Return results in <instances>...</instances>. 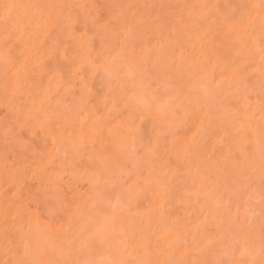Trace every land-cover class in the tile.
Listing matches in <instances>:
<instances>
[{
    "label": "rangeland",
    "instance_id": "1",
    "mask_svg": "<svg viewBox=\"0 0 264 264\" xmlns=\"http://www.w3.org/2000/svg\"><path fill=\"white\" fill-rule=\"evenodd\" d=\"M38 1H42V0H38ZM44 1H46V3L42 2V4H44V7H46V10L50 6L48 4L49 1H51V4H55L56 6L60 5V7H58V6L54 7L55 5H52L49 7V10H52L53 14H55L54 15L55 17H57V15H59L58 13H60V16H58L56 19L60 18L63 15L65 17V19H64V17H62V19L64 21H67L69 18L71 21H69L70 23H68V21H67V23L60 21L64 24L61 23V26L63 25L62 26L63 29L61 27L59 33H57L58 29H56L60 24L59 22L57 24L58 26L57 25L56 26L46 25V26H49V29H47V32H46L47 37L44 38L46 36V33H44L45 36L42 39V41L46 39L45 43L43 41V45H44L43 51H41L42 50V48H41L42 42L40 41L41 46L38 45V46L34 47L33 46L34 44L33 45L31 44V40L33 37H31V40H30V37L28 35L29 33H30V35L32 34V32L30 31L32 28H30V27L35 26L34 27L35 29L33 28V30L36 31V29H38L36 27L39 24H35L32 21H31L32 23L27 21L26 16L29 17V15H26L25 14L26 12L24 13L25 15L23 13L20 14L21 17H23L22 15H24V17L22 19L25 18L26 21H25V19L24 20L18 19V21H15V20L13 21L11 19L12 18L16 19V18H14L15 15H13V14H12L13 16L11 15L12 11L6 10L7 12H10V13H9V15L8 14L5 15L6 12H5V9L3 8V5L2 6L0 5V15L3 16V17H1V16L0 17L4 20V21L2 20V22H5V25L9 26L11 21L13 22V23L11 22V24H14V25L16 22L21 23L22 21L23 22L25 21L26 23H23V24H26V25H29V24L32 25L33 23L35 24L34 26L29 25V28L27 27L28 30L30 29L28 31V33H27V31L24 30L25 34L21 35L18 32H16L17 28H15V31H14V29H12V27H15V26H10L9 27L10 30L7 31V33H6V31L3 30V29H6V26L4 24L1 25V23H0V26H2V27L5 26V28L3 27L2 30L5 31V33L7 34V35L5 34L3 36V42H2V39L0 41L3 44V45L2 44H0V45H2V48L5 49V53H2V55L0 54L1 60L5 59L4 55H5V57H7L6 58L7 62L5 61V63H4V61H3V63H2V61H0V64L2 66H4V65L7 66V67H5V66L2 67L0 65V213L2 214V216H0V237H1V239H0V264H12V261H15V264H17L15 257L20 256V255H24L26 257L21 256V258H20L21 260L17 258L18 259L17 261H22L19 264L24 263L28 259L29 254H31L30 257L31 256L36 257L35 255H33V253L35 252L34 249L36 250V248H33V247H34L35 243L38 244V242H36V240L39 236H37L36 240H34L35 243L34 242L31 243L33 246L32 248L31 247L30 248L27 247L28 249L26 248L27 245L30 246L29 239L31 242L32 241L31 239L34 238V235H35V234L33 235L34 229L33 228H31V229L27 228L26 229V232L30 229L31 235H33V236H30L29 235L30 232H28V235H27L28 239H27V241H25L26 236L22 235L23 238L21 239L22 236L18 234L19 233L18 229H20V226H17L18 228L12 227L14 225V223H15V225L17 224L15 219L19 223L21 221V218L23 220L24 215L30 216V219H28L29 217H27V221H29V222L31 220H33L34 217H36L38 220L36 218H34V220L36 219V221H38V224L42 223L43 225H46L45 226L46 228L42 227L45 229V230L42 229L43 231H45L44 232L45 235H47L46 233L49 234L51 232V228L53 229L52 231H55V232L58 229H61V230L63 229L64 232H66L65 234L61 235L60 233L63 230L61 232H60V230L58 231V233L60 232L59 234L61 236L64 235L65 238H63V239L60 238L56 243L54 241L55 237L52 238V240L50 239V242L47 241L48 244L50 243V245H49L50 247L52 244L51 241H53V244H56L58 246V247L56 246V248L58 250V252L55 250L56 253H53V254L50 253L51 255L46 253L47 254L46 255V254H44L45 252H43V253L39 252V250L41 251V249L39 248V245H35V247L38 246V248H39V249H37L38 253L41 254V256L42 255L46 256L45 258L47 260H45V261H46V263L48 262L47 264H51V263L53 264L55 261H57V259H59V261L55 262V264H61V263L62 264H150L153 261L157 262V259L161 258L160 260H158L160 263V261L163 260L162 257L163 256L165 257V254H167L165 257V261L167 260V262H168L165 264H171L174 261H176V262H174L173 264H175V263L191 264V262H194V263L199 262V264L200 263L204 264V259L206 262L205 264H207V262H208V264L209 263L210 264H230L229 262L231 260H233L232 262H234L235 261L234 258H237L236 253L240 252V251H237L236 246L240 247L241 243L239 245V242L241 239H243V240L245 239L246 241L245 240L244 241L246 244L248 242L250 243V241H251V246L254 249L256 247L258 248V244H260L259 248L261 246L262 250H264V248H263V246H264V244H263L264 243V148L262 145V144H264V141H263L264 135L262 136V133H261V129L262 130L264 129V126H263V124H264V95H263L264 92H263L262 96L260 95V92L264 90V87H262L264 85V80L260 79V77L262 76L261 78H263V75H264L263 74L264 73V71H263L264 65L262 64L264 61L261 62L263 60L262 56H261L262 58L261 57L259 58L260 54L264 55V52H263L264 51V49H263L264 48V46H263V43H264V41H263L264 40V13L262 12L263 14L261 13L262 15H260V12H261L260 6L262 8H264V5L262 6V2L258 3V5L261 4L260 6H258L259 7V9H258L259 15L258 16H256V14H257L256 10L258 7H256V8L252 7L253 9H255L254 11L251 8V10H252L251 12H254L253 13L254 15L252 14V16L254 17V19L256 18V21H254V19L252 18L253 20L251 22H254V25H255L252 28V25H251V27L249 25V22H250L249 20H251V19H249V15H250L249 6H251V4H250L251 0H82V4L77 3L74 0L70 1L71 4L69 3L68 0H66L67 2H65V1L63 2V0H62V2L65 3V5L62 2H60L61 0L60 1L59 0H55V1L54 0H44ZM73 1L76 2V4L75 3L72 4ZM263 2H264V0H263ZM42 4H40V6H43ZM61 4L64 5V7H62ZM45 5H48V6H45ZM79 5H82V6L80 7ZM60 8H62L61 10L63 12L60 11ZM58 9H59V11H58ZM19 10H21V9H19ZM25 10L26 9H24V11ZM43 10H45V9H43ZM39 11H40V15H39ZM15 12L13 11V13H15ZM28 12H29V10H28ZM28 12H27V14H28ZM36 12H38L39 17H41L40 18L41 21L44 20L45 23L47 22L46 21L47 18H48V20L51 18L50 16H47L46 11L45 12L43 11V14L41 13L42 12L41 9L37 10ZM47 12H48V10H47ZM49 14H51V12ZM10 16H11V19H10ZM39 17H38V19H39ZM42 17H44V18L46 17L45 18L46 20L43 19ZM187 17L188 18L191 17L190 19L191 20L193 19V21H190V20L188 21ZM257 17L258 18L260 17V18L257 19ZM9 19H10V21H8ZM40 19H39V21H40ZM56 19H55V22H56ZM50 20H49V22H52ZM44 21H42V22L44 23ZM58 21H59V19H58ZM185 21L186 22L188 21L190 26H191V24L196 23L195 25L197 26V28H195V29L196 30L198 29V33L201 34V35H199L196 32L197 36H199L200 39H201V37L204 38L203 43H202V39H201V41H199L200 44L199 45L196 44V45H198L197 49L194 47L195 44H193L194 45L193 49H190V46L188 47L187 44L184 45L186 50L189 51V53H190L189 54L191 56L190 58H192V57L196 58L195 56H192V55H194L193 50L199 49L200 51H198V52L201 53V51H202L201 55H203V53H204L205 56L203 55V59H202V58H200L201 55L199 53H196L195 55H197V54L199 55L198 58L202 59L201 63L203 62V60L205 58V61L203 62L204 67L205 66L209 67L208 65H210L211 60H213L216 57V58L220 59V60H217L218 64L220 61V64H219L220 67L222 65H224V67H226L225 70H227V68L230 67L231 69H229V71L230 70L232 71L234 69V68L232 69V66H235V69L239 67L238 70L240 69L242 71V73H246L245 76L242 77V75H241V78H239L238 82H240V83L242 82L241 84L240 83L238 84V82L236 80H234L236 82L231 81L232 84L229 83V85H233V83H235L236 85H233L234 87L236 86L235 89L231 90V88H233L231 86V88H230L231 91L228 89H226V91H225L224 84L226 82H224L223 85L221 84L222 85L221 87L222 88L224 87L223 88L224 90H222V88L220 86L219 87L221 89L219 87H217V88H213V89L211 88L212 91H211V89L209 90V87L208 86L206 87L204 85L206 82L203 80V78L206 76V70L208 68H206V70L204 72L205 76L201 75L202 76L201 77L202 79H201L199 73H201L202 71L200 69L198 71V68L200 67L201 63L198 65L199 67L197 68L195 66V65H197L196 62H194L195 65L194 64L193 65L197 68V71L199 73L196 71V69L192 65V63H189V65H191V66H189V65L188 66L189 67L193 66L195 70L193 68H191V70L193 69L195 71V73H197V75L191 74L190 72H192V71L189 69V71H190L189 72L188 67H187V70L186 69L184 70V72L188 71L186 73V76L189 73L188 76L190 78H187V79H190V80L194 79V82L195 81L197 82L196 87H198L201 90L203 88L201 86L199 87L198 83L200 80L204 81V83L202 82V84H203V86H205L204 88H206V89H204V90H206V91L205 92H204V90L202 91L203 92V94L201 95L202 97L200 95L198 96V94H200V93L196 94L197 88L194 87V83H192L193 87L191 88L190 83L193 80H191V81L189 80L190 83L186 84V87H184L186 90L183 89V85L180 86V84L178 82L180 77H178V78L176 77L177 75L179 76V70L178 71L176 70L177 69L176 68L177 67V65H176L177 61H176V58L174 57L175 53L173 55V52H172L173 50H171V51H168V50H169V48L170 49L175 48L174 46L171 47L172 44L170 43L171 41L173 43H174V41H177L174 39L176 37V36H174L175 32H177V33H175V35L182 34L183 35L182 39H184V38L187 39L186 38L187 36L184 37L183 33L186 31H189L188 32V34H189L190 29L193 26L191 28L186 27V28H184L183 32H179V33H178V30L176 29L179 26L178 23L183 25V27L187 26V24H185L186 23ZM49 22H47L46 24H53V23H49ZM191 22H193V23H191ZM130 23L132 26L136 27V30H134L135 28L132 29V27L130 26ZM87 24H89V25H87ZM184 24H185V26H184ZM250 24H252V23H250ZM41 25H39V26H41ZM243 25L245 26L244 31L242 29ZM46 26H45V28H47ZM161 26H164V27H161ZM130 27L132 30L129 29ZM183 27L181 26V28H178L179 31H181L183 29ZM174 28H175V30H172ZM11 29L13 30V33L12 32L11 33L14 34L16 32V35H12V34L9 35L8 34L11 31ZM95 29H97V30L101 29L99 31L100 32L102 31V35L104 34L103 35L104 40L106 38H107L106 40H109V39H110V41L112 40L111 43H109V45L113 44V46H115L118 51L120 49V51H122V53H120V52L119 53L122 56L126 55L125 54L126 52H127V54H129V52L131 51L130 46L134 47L136 45H139V46H136V50L134 48H132L133 53L135 51V53L139 52V54L143 48V51L141 52L142 55L141 54H140L141 56L139 55L140 58H138V59L136 58L138 54L134 55V58H136V62L141 60V58H143V57H145V58L147 57V59H145V58L142 59L143 62H142V60L139 61V63L141 62L144 65H142V66L139 65L138 66L139 68L137 67L138 74L141 78L140 80L138 79V76H137L138 74L136 71H135L136 75L133 73V74H130V77L126 74L129 78L124 76L125 74H123V73L125 72V70L123 69L124 65L122 66V64H121V66L123 68H120L119 66L116 65L117 68H120L122 70L120 73V69L116 70V68H115V73H116V75H115V73L112 71L114 64H113V61L110 60L111 59L110 55H112V53H113V52H110V50L113 51L115 47L113 48V50L110 49L108 51V49H107L108 46H106L108 44L105 45V43H104L105 41L102 42V39H99V41H98V38H100L99 36H102V35H100L101 33L99 34V32H98V34L96 33L97 35H99L97 37V35L94 32V31H97ZM125 29H127L128 32L130 30V34L126 35L128 38L124 37L125 33H127V31H125V33L123 32ZM195 29H193L194 33H195ZM2 30L0 32H2ZM167 30H168V32H167ZM252 30L254 32H259V34H261V36H259L258 33H253ZM134 31L137 33H136V37H134L135 39H132L133 36L131 37V35L135 33ZM249 31L254 35L257 34L256 35L257 37L259 36V38H257L259 40L258 43H257V39H255L256 36L253 37L254 42H252V43H251V40H249V39H251L250 38L251 36H248L249 39H246V38H248L247 35L250 34ZM37 32H38V30H37ZM92 32H94V33H92ZM164 32L168 36L167 35L163 36ZM194 33L190 34V35L193 37ZM17 34H18V36H17ZM56 34H57V36H60V37L57 38ZM122 34H124V36ZM160 35H162V36H160ZM0 36H2V34ZM19 36H22V37H19ZM129 36H130V38H129ZM134 36H135V34H134ZM165 37H166V40L170 39L169 41L167 40L166 43L169 42L171 44V45L166 44V47H164ZM243 37H246V38H243ZM53 38H55V39H53ZM77 38L78 39L80 38V40H78L77 42H80L82 40V42H83L81 44L82 46L86 45L85 46L86 50H88V49L91 50V52L85 51L84 47H83L84 49L82 50V47L80 46L81 47L80 51L88 52V53H94L92 55L96 56V58L100 57V55L105 56L107 54L105 56L106 58H107V56L109 58L107 61L112 62L111 67H109L111 62H109V65L107 66V68L108 67L111 68L110 69L111 72L110 71L107 72L106 69L104 70V68H106V67H104L105 65H103V64H106V62H105V60H104L105 63L101 62V61H103L102 59H101V61L98 60L99 63L102 64V66H103L102 71H101V68H102L101 65H100L101 67H99V69L97 68L98 65H96L97 67L96 66L92 67V64L90 66V63L97 62V60L95 58H93L94 56L92 57L91 54H90L91 58L89 57V54L87 55L90 58V63H88L89 65H87V63H80L83 61L82 60L83 56H86V54L81 52L82 55L78 58L79 60H81L80 62L77 60L76 57H74L76 53L79 54L78 52H80V51H72L73 44H75V39H77ZM136 38H137L138 42H136ZM161 39L164 40V41H162L163 44H161L164 48L162 47V49H159L160 51L159 50L157 51L158 45L160 43H162ZM192 40L193 39L190 40V43L192 42ZM33 41H34V39H33ZM125 41H127V42H125ZM128 41L136 43V45L135 44L133 45V43L131 44V42H130V44H128L129 43ZM179 41H181V40H179ZM188 41H189V37H188ZM121 42H123V43L125 42L124 45ZM80 43H77V44H80ZM97 43H99V44H97ZM103 43H104V45L102 46V48L104 46L107 47V48H104V50H102V51H104V54H102L103 52H101V47L99 48V46ZM183 43H185V40ZM183 43H179V44L183 45ZM125 44H127L129 50ZM145 44H146V46H145ZM179 44L174 43V45L180 46ZM256 44L259 46H256ZM161 45H159V46H161ZM200 45H201V47H200ZM32 46L35 48L34 50H32V48H33ZM121 46L122 47L125 46L126 49H124V48L122 49ZM38 47H40L41 50H39ZM74 47H75V45H74ZM87 47H89V48L87 49ZM110 47H112V45ZM137 47H138V49H137ZM155 47H156V50H154ZM36 48H38V50ZM166 48H167V52H169V53H167L165 51ZM260 48L263 49V51H261ZM3 49H2V51L0 50V53L4 52ZM77 49H78V46H77ZM97 49H98V51H97ZM150 49H151V52L149 51ZM163 49H165V50H163ZM181 49L182 48H180V50ZM73 50H75V48ZM124 50H125V52H123ZM144 50L146 51V53H147V51L149 52V53H147V55H149V54L150 55L145 56L146 54H145ZM180 50L178 49L179 52H180ZM182 50H183L181 52L182 54L188 55L187 54L188 52L185 51L184 48ZM118 51L114 50V52H118ZM162 51H165L166 53L162 52ZM178 51H177V49H176V51L174 50V52H178ZM190 51H193V52H190ZM73 52H76V53L73 54ZM108 52H110V55ZM153 52L154 53L156 52L155 55H157V54L161 55L162 53L167 54V55L168 54L173 55L174 58L173 57L172 58L174 60H172V61L176 62V63H174L176 66L173 63H171L170 66L167 65L169 67V69H167L166 66H163V68L165 67V69L162 70V68L160 67V64H162V62L165 65H166V63L168 64V62L170 61L171 58L169 59V57L167 55L166 56L161 55V56H156V57H159L157 60L156 58H153V56H154ZM159 52H161V54H159ZM99 53H100V55H99ZM83 54H85V55H83ZM185 55H183V56L185 57ZM102 57H100V58H102ZM166 57L168 58V60ZM75 58H76V60H75ZM164 58L168 62L165 63ZM190 58H188V56H187L186 59H190ZM8 59L11 61H9ZM28 60L31 63L33 62L34 64L39 61L38 63L40 64V62H41V64H40V66H39V64L33 65V63L27 64V65H29V67H27L26 61H28ZM33 60H36V62ZM70 60H71V62H70ZM86 60H88V59L86 58ZM91 60L92 61L94 60V62H92ZM154 60L157 62H159V60H160V63H158L159 65L157 64V62H155L156 63L155 64ZM161 60H162V62H161ZM193 60H195V59H193ZM144 61H145V63H144ZM172 61H170V62H172ZM257 61L259 63L258 64L259 67L261 66V68H262V70L260 68L261 73H259L260 71H257V70L255 71L256 67L254 68V71L252 70L253 69L252 66L254 65L255 62L257 63ZM22 62H25V63H23V65H22ZM115 62H117L118 65L120 64V63H118L117 60H115ZM133 62H134V64H137L135 62V60H133ZM213 62H214V60H213ZM17 63H19V65L21 64L22 66H24V67L21 66L23 69L21 67L20 68L17 67L18 70H20V69L22 70V71L20 70V74H18L19 71L16 70V66L18 65ZM99 63H96V64H99ZM197 63H199V62H197ZM203 63L201 65H203ZM55 64H56V67H55ZM145 64H147V66ZM211 64H212V62H211ZM213 64L215 65L216 63H213ZM172 65H174V66H172ZM185 65H187V64H185ZM219 65L215 66V67H219ZM144 66H146V67H144ZM255 66H256V64H255ZM170 67H172L174 70L177 71V74L175 72V76H173L174 75L173 73H172L173 75L171 76L170 73L172 70H170L171 69ZM259 67H257V69ZM135 68H136V65H135ZM145 68L148 70L147 73H149V74L146 73ZM184 68H186V67L184 66L182 69H184ZM221 68L217 69V71H214V72H217L219 74L220 71L224 69V68H222V69ZM143 69H145V70H143ZM159 69H161V71H159ZM212 69L213 68H211L207 71L211 70L213 72ZM103 70H104V72H103ZM140 70H143V71H140ZM153 70H154V74L152 73ZM203 70H204V68H203ZM214 70H216V68ZM225 70H223V71L227 72L226 75H228V71H225ZM14 71H18L17 74H15V76L18 75L17 76L18 81L16 80L17 79L16 78L14 81L15 84L13 83V85H12V83H10V82L12 80L11 77L13 76L12 74ZM122 71H124V72H122ZM149 71H152V72H149ZM155 71L160 72L161 75L158 72L155 74ZM164 71H165V74H163ZM184 72L180 71V75H181V73H184ZM250 72H252V73H250ZM112 73L114 76L113 75L111 76ZM258 73L260 76L259 78H258ZM119 74H120V76H119ZM141 74L143 75V77H141L142 76ZM209 74L210 73L207 72V75H209ZM221 74H224V73L222 72ZM134 75L137 76L136 78H137V81L139 80L138 82L137 81L135 82V80H132V77ZM145 75H148V76H145ZM226 75H223V77H225ZM21 76H22V78H21ZM151 76H152V78L154 77V79H151ZM186 76H183V78H185ZM192 76L193 77L196 76L197 78L196 77L191 78ZM220 76L221 75L219 74L218 78H222V76L221 77ZM26 77H28V78L25 79ZM111 77H113V78H111ZM116 77H117V79H119L121 77L119 79V80H121V82H119V80L117 82ZM123 77L125 80L123 79ZM170 77H171V79L169 80ZM181 77H182V75H181ZM245 77H247V78H245ZM101 78H102V80H101ZM173 78H175V80L177 79V81L174 80L175 81L174 83L172 81ZM242 78H244V81ZM19 79L21 80V82H19ZM113 79H115V80H113ZM110 80H112L113 83ZM26 81H27V83H26V86L24 87L23 84ZM33 81H35V82L33 83ZM129 81H130V84H129ZM182 81L183 80H181V82H180L181 84H182ZM185 81H186V79H185ZM206 81H207V79H206ZM109 82H110V84H109ZM123 82H124V84H123ZM139 82H141L142 84ZM176 82H177V84H176ZM196 82H195V84H196ZM39 83H40V85H39ZM10 84L13 87H11ZM31 84H32L31 90L29 91ZM172 85H174V87H172ZM229 87L230 86H228V85L226 86V88H229ZM32 88H34L36 91H32ZM129 88H130V90H129ZM177 88H179V89L182 88V90L180 89L179 90L180 92H179V91H177ZM187 88H189V90ZM199 89H198V91H199ZM218 89H220L221 92H220V90L218 92L217 91ZM119 90H121V93ZM201 90L199 92H201ZM207 90H208V92H207ZM227 90H228V92L229 91L230 92L227 93ZM122 91H124V92L122 93ZM173 91H176V92H174V94H173ZM181 91H182V94L184 93L183 95L180 94ZM210 91H211V94H210ZM223 91H225L227 93V95L224 92V94L222 96L221 93H223ZM108 92H109V94H108ZM193 92H195V93H193ZM43 93L44 94L46 93V94L44 95ZM205 93H208V94H205ZM217 93H218V96H217ZM123 94H125V95H123ZM175 94L178 97H176ZM212 94L215 96H213ZM43 95L45 97H43ZM112 95H114V97H116V98H114ZM180 95H182V97ZM203 95L204 96L206 95L207 101L206 100L205 101L200 100V99L203 100V98L205 99V97H203ZM208 95H211V96L209 97ZM40 96L43 98H41ZM129 96H131L132 98H129ZM173 96H175L177 99L174 98ZM35 97H37L36 98L37 104H36V102L34 103ZM179 97L181 100H178ZM207 97H209V98H207ZM111 98H112V100H111ZM40 99H43V100H40ZM38 100H39V102L42 101L43 103H44V101H46L47 103L49 102V104L51 106L48 105L47 103L46 104L44 103L45 104L44 105L40 102V104L44 105V106H42L41 108L39 106L38 107L39 110L37 109V113H36L35 110L37 107L35 108L34 105L35 106L38 105V103H39ZM125 100L128 103L130 102L129 105H131L134 102L132 104V106L134 108L132 106H131L132 108H129L130 106L128 105V103ZM174 100H175V103L171 102ZM139 101H141V102L139 103ZM120 102H122L123 104ZM203 102H204V104H203ZM169 103H170V105H169ZM201 103H202V106L200 107L201 109H203L204 105H208L210 107V108L209 107L204 108L205 110H207L206 115H205V110L203 109L202 110L203 112H201V109L198 107L201 105ZM205 103H207V104H205ZM141 104H142V106H139ZM192 104L195 106V108ZM55 105L58 106V108H61V110H62V111H60L57 108V110H59L60 117L62 115L61 112H63V115L67 114L66 115L67 117L63 116L64 118L62 117V119H61V121L63 120V123L65 122V124L63 126H61L60 123L58 124L60 117H59V119L53 118V116H55L54 113L55 114L58 113V111L54 112V110H56ZM146 105H147V107H143ZM148 105H150L151 107L149 108ZM190 105L193 106V108L192 107L190 108ZM127 106H129V107L127 108ZM137 106H139V108H137ZM183 106H184V108L186 106H188L185 108L186 111H187V109H189L188 112L191 111L190 113L187 112L188 115L186 113H184L183 110H185V109L183 108ZM50 107L55 108V109L52 108L53 112H54L52 114L50 112V109H51ZM141 107H142V109H141ZM166 107H168V108H166ZM240 107H242L241 108L242 110L245 109L246 112L248 111L247 113L250 114V112H251L252 115H254V117H253L254 120L250 119L248 121V119L245 118L246 120H244L243 117L240 116L239 113H237L238 116L242 117V119H243V120H241V118L238 117V119H240V121H241V126H242L243 121H246L247 125H248V123L253 125L255 119H257L258 121L260 120L259 122L256 121V124H255L258 127L256 126V128H255L253 126L255 129H253V127L251 128L250 125H248V126H250V128L246 127L245 123H243V128L244 129L249 128L250 132H251V129L253 131L257 129L256 132L259 131V133H261V135H259V133L256 134V132L254 131L255 132L254 133L255 134L254 139H252L250 137H246V138L244 137L243 138V132H241V134H239L240 133L239 131H241V129H240L241 127H239L236 130L239 133H237L236 131H232V134H231L230 130H226L227 125H228L227 128L231 129V126H229L230 124L233 126L232 128H236L234 126L235 125L234 123H236V122L233 123V121H235V116L237 117V115H234V114L236 112H239L237 109H240ZM74 108H75V110H73ZM196 108L199 111L196 110ZM150 109H152V111ZM165 109H166V112H165ZM181 109H183V110H181ZM194 109H195V111H194ZM170 110H173L174 111L173 114L174 115L176 114V116L178 117V118H176L175 116H173V114H171V116L173 118H176L177 121H179V122L182 121L181 123L178 122V124H179L178 127H175V125H177V124L174 123L175 125L173 127H170L171 131L167 130V128L169 125H171V124L173 125V122L175 121V119L173 121V118L170 116V112H168ZM242 110H240V111H242ZM179 112L182 114L180 115ZM194 112L195 113L201 112L204 115L203 118L201 117V114L199 116V117H201L200 118L201 123H202V120L206 121V119H204V118L208 116L207 121L209 120L210 123H207V121H206L205 122L206 125H205V123L204 124L202 123V126L207 127V125H208L209 126L208 129L210 127H211V129H209V130L204 129L205 128L204 127L200 132H197L200 129L196 131V129L194 128V125L197 121V118H198L197 115L198 114L197 113L195 114ZM42 113H44V114H42ZM49 113L52 117L51 120L49 119V118H51L49 116ZM59 113L55 117H58ZM166 113H167V116L169 115V117H171L170 119H168L169 117L166 116ZM191 113H192V116L190 115ZM215 113H216V115H215ZM18 114H20L21 116L19 115L20 116L19 117ZM185 114H186V116L184 118V116H182V115H185ZM212 114H214V115H212ZM41 115H42V118H44L43 115L49 117L48 119H49L50 125L47 128L49 131L46 129L41 130V128H42L41 125L45 124L44 122H48V120L47 121L44 120V122H43ZM71 115H72V117H71ZM22 116H24V117H22ZM36 116H38V117H36ZM179 116L183 117L184 119L180 118ZM211 116L215 117V118L213 119ZM21 117L22 118H28V119H26L27 123L30 124V125L28 124L29 126L27 125L28 127L27 126L25 127V125H24L25 120L24 119H20V121H19V122H21V120H23L22 121L23 124L21 123L20 125H17L19 123L18 120ZM47 117H45V118L47 119ZM193 117H195V118H193ZM166 118L168 121L166 120ZM220 118H221V120H219ZM185 119H187V120L184 123ZM238 119L236 118V121ZM38 120H40V121L42 120V124L37 125V123L39 122ZM169 120H171V121H169ZM215 120H217V121H215ZM218 120L222 121L223 123L219 122ZM214 121L216 123L219 122V123H217L218 125ZM250 121H252L253 123H251ZM238 122H239V120H238ZM182 123L185 124L184 125L185 128L182 127L183 126ZM198 123H199V119H198ZM220 123L223 124V127L220 126L221 125ZM238 125H240V124H237V126ZM244 125H245V127H244ZM39 126L41 128H39ZM46 126H48V125H46ZM90 126L91 127L94 126L95 129H93V128L90 129L89 128ZM202 126H201V128H202ZM96 127L98 129H96ZM78 128L83 129V131L79 130L82 133L83 132H87L89 134L92 133L93 138H94V136L96 137V138H94L95 140L89 139V138H92L91 137L92 134L90 136H89V134H87V136H88L87 138L89 140H92V144H91L92 148L87 147L88 146L87 141H86L87 146H86V144H85V146L87 148H91V150L90 149H86L87 151L84 150V144H82L83 145L82 146L79 143L80 139H78V141H77L76 139L72 138V137H75L76 135L75 136H69L70 138L69 137L67 138L68 135H72V133L74 134V131L77 130ZM193 129H195V130H193ZM207 130H208V133L206 132V134H204V132ZM224 130H226L228 132L230 131V133L223 132ZM231 130H233V129H231ZM41 131L42 132L47 131L48 135L49 134L52 135L53 134L52 131H56V133L58 132L57 133L58 136H57V134H53V135L55 137L57 136L58 138H60L59 134L62 133V136H61L62 138H60V139H62L61 141L65 142L64 140L66 138L67 139L72 138V140H74L73 141L74 143H76V141H77V143H78V144L76 143L77 146L81 145L83 147V149H82V147H79L83 151H81V154H80V151L76 154L75 149H77L78 147H76L75 144H72L75 146V149H74V147L71 148V146H70V148L72 150L74 149L72 152L75 151L74 153L76 155L73 153L75 156L72 155L73 157L70 158L69 155H71V151H70L71 149L69 150L68 149L69 146H67L68 148L65 146L66 142H68V141H69V143H67V145L68 144L71 145L70 140L63 143V144H65L64 146L66 148L61 143V145L64 148V149L61 148L62 149L61 150L60 146H58V143L60 145L61 141L59 142V140L57 141V139H55V141L58 142L57 143V146H58L57 149L58 150H60L61 152L63 150L65 151V149L69 150L67 152L65 151L66 156H64V154H63L64 152L62 153V155H63L62 159L63 160L65 159L64 160L65 162L66 161L68 162L70 159H73L74 157H75V159L70 160L69 161L70 163L68 162V163L64 164L65 162L62 161L61 156H60L61 152H57L56 150H53V151L54 152L56 151V154L58 153V156L60 157L61 160L58 161L59 157H57L56 154H55V157L53 156V159L48 158L50 154H53V151H50L52 149V144H51V141L49 139L51 136L48 137V136H46L47 134H45V136L44 135L41 136V134H40ZM79 131H77V133L75 132V134H78ZM88 131H90L91 133ZM133 131H134V133L136 132L137 135H135L134 133H131ZM194 131L198 135L200 134L199 138L197 137L198 135ZM44 132H43V134H44ZM48 132H50V133H48ZM128 132H130V133L128 134ZM201 133H202V135H201ZM226 134H227V136H226ZM190 135L191 136L195 135L196 137L192 136L193 139L191 140V137L189 139ZM236 135H238V136H236ZM244 135H246V134H244ZM80 136L86 137V135H80ZM233 136H234L233 140L239 139L240 142H243V139H245L244 140L245 142H247L249 138H250L249 141L257 139L260 142L256 140L257 143L254 142L255 145L256 144L258 146L260 144L261 145L259 147L257 145H256L257 147L254 145V149L256 147V152L254 151V149H253V151H251L252 147H253V142L251 144L252 145L251 148L249 147L250 145H248V143H247L249 149L247 148L246 144L243 146L241 145V143L239 144L237 142L238 140H236V145H234L235 141L232 140ZM239 136H240V138H239ZM259 136H260V138H259ZM44 137H45V140H44L45 142L43 141ZM84 137H81L82 138L81 143H83V141L87 140V139L84 140L83 139ZM241 137H242V139H241ZM119 138H120V140L122 139V141H124V143L126 145V146H124V148L127 151H124V148H123V151L126 152V154H124V152L122 153V149L121 150L119 149L120 153H119L118 149H117V152L112 151V148H113L112 145L113 144L111 145V143L114 142V139L119 140ZM194 138H196V140H194ZM197 138H198V141H197ZM126 139H128L129 141H131L130 139H133L132 145H134L133 146L134 149L132 148L131 144L127 143L129 141H127ZM138 139H140V141ZM143 139H144V141H143ZM246 139H247V141H246ZM111 140H113V142ZM189 140L191 142L195 141L197 144L193 142L194 146H191L192 144L191 145L189 144ZM41 141H42V143H41ZM261 141H263V142H261ZM121 142H120V144H121ZM187 142H188V144H186V145H190V146H188L189 154H190V151L192 152V149H195L193 151V153L195 152L196 154L195 153L194 154L196 156L193 155V153H191V155L195 156V157H191V155L188 156V153L186 156V154H185V152L187 151V148H186V151L182 152L183 155L181 154L182 155V157H181L182 161H181L180 157H179L180 159H178V161H180V163H182V164H179V163L176 164L178 161L176 159H175V161H173L174 159L172 157L177 158L179 156L178 155L179 149L181 147H183V149H184V147H185L184 144ZM250 142H249V144H250ZM115 143L118 144L116 141H115ZM237 144L239 146H237ZM55 145H56V143L54 144V146ZM121 145H123V144H121ZM240 145L243 148L245 147L243 149L244 151L241 150L242 147H240ZM115 146H117V145H115ZM115 146H114V148H115ZM127 146H129V149L131 151L135 150L134 152H131L133 155L130 152H129L130 154L128 153V147ZM98 147L102 148L101 151L103 153V158H101V160H100V156H98V158L96 159L95 157L97 155L92 154V151H94V153H97L96 151H100V148H99V150L98 149L96 150V148H98ZM79 148H78V150H79ZM176 149H178V152L175 151ZM183 149H181V151ZM189 149H190V151H189ZM261 150L263 152H261ZM90 151H91V153H90ZM174 151L177 152V153H175L176 154L175 156H177V157L171 156V154ZM181 151H180V153H181ZM113 152L119 153L120 157H121V154H123L122 158H124V159H126L128 157V156H125L128 153L129 157L126 160L123 159V161L121 163L118 161V157L114 156ZM169 152H172V153L170 154ZM89 154L92 155L91 158H90ZM246 154L248 157H246ZM77 155H78V157H77ZM94 155H95V157L93 158ZM98 155H100L99 152H98ZM173 155H174V153H173ZM184 155L186 157H184ZM256 155H258V156H256ZM64 157H66L67 159ZM167 157H168V160H167ZM55 158H56V160H55ZM115 158H117V160ZM122 158H121V160H122ZM185 158H186V160H184ZM188 158H190L191 160L190 159L188 160ZM102 159L104 160V166H105V164L107 165V163H105V161L109 162L107 165L108 170H106V171H104V170L107 168L101 166V165H103V164H101V163H103ZM56 161L62 163L63 165L62 164L60 165V163H57ZM71 161H72V163H71ZM96 164H97V166H96ZM163 164H165L167 166L169 165V169L167 166H165L167 168H165L163 166V168L161 170H158L159 168L162 167ZM226 164L228 166H226ZM99 165L102 168L100 170V172H98L99 168H100ZM115 165H117V166H115ZM254 165H256V167ZM135 166H137V167H135ZM183 166H184V168H183ZM109 167H112V168H110V170H109ZM117 167H118V169H117ZM122 167H123V169H122ZM124 167H125V169H124ZM213 167H215L214 170H212ZM227 167H229V168H227ZM119 168L122 170H120ZM171 168H173V169H171ZM218 168H220V171H218L219 170ZM236 168L238 169V173L236 171L237 170ZM167 169L172 171V172L173 171L175 172V174L173 172V177L175 175L176 177H174V178L176 180L172 179L173 177L171 176L172 175L171 173H168V175H167ZM215 169H216V172H215ZM156 170H157V174H158V171L160 172L159 174H162V170H164V172L166 171L165 172L166 174L163 175L164 174L163 173L162 174L163 178H161V175L157 176L155 174ZM89 171H90V173H89ZM93 171H94V174H92ZM108 171H109V173H108ZM122 171H125V172L129 171V172L127 174L124 172L125 173L124 174ZM187 171H188V173H187ZM96 172L100 176V177L97 176L98 179L96 178L98 180V182L100 180V183H99L100 185H98V184L96 185L93 183L95 185V186H93V184L92 185L90 184V181L95 182L93 180H95L94 178H95V175L97 174ZM116 172H118V173H116ZM146 172H147V174H146ZM86 173H88V174H86ZM121 173H122V175H121ZM190 173H192L191 174L192 176L190 175ZM196 173H197V175H196ZM136 174H137V176H136ZM153 174H154V176H157L156 178H154V182L160 176L159 177L160 179H158V180H160V182H161V180H164L162 182H165V181L168 182V184H167L168 187H166V188L162 187V185L166 186L165 185L166 183L163 184L162 182L160 183L159 181L154 183L152 181V178H153L152 175ZM230 174L231 175L233 174L232 177L230 176ZM92 175L94 178L92 177ZM146 175H147V177L150 176L152 178L149 177L146 179V177H145L144 179H142V177H144ZM189 175L191 177L197 176V179L195 178V180H194L193 179L194 177L191 179H188V180H190L188 183L192 182V188H190V185L188 184V187H186L184 189L181 187V185L185 186V184L187 183L185 180ZM203 175H204L203 178H206L207 180L203 179L202 184H201L199 180H201ZM214 175H215V177H214ZM218 175L220 178L217 177ZM236 175H237V177H236ZM184 176H186V177H184ZM207 176H208V178H207ZM91 177L93 178V180L91 179ZM168 177L174 181V182H171V179H170L171 185H173L174 189L177 187L176 192L177 193H178V191L180 192V197L182 196V199L175 200V198H179V197H177L178 194L175 191H173L174 189L171 188L172 186L169 185L170 182L168 181L169 180ZM183 177L185 178L184 181H183ZM198 177H199V179H198ZM232 178H233V180H232ZM88 179H89V181H88ZM148 179H150V181H152V183H153L152 186L154 185V189H153V187H151V185L147 186V185H149V182H147V185L144 182L145 185L147 186V190H148L147 191L146 187H145V189H143L144 187H143L142 183H143V181H146ZM181 179H182V182L179 183ZM212 180H213L214 185L217 183V180H219L217 184H220V181H222V183L220 184L221 187L219 185H216L217 189L215 188V186H214V188H212V190H214V191H212L213 196H217L219 199H222V201H225V202L227 200L231 204V205L229 204V206L225 207V205L227 203L226 202L224 204L223 208L221 209L222 214L224 213L223 216H226L228 214V216H226L227 218H225V217L221 218L222 217L221 213L217 214L218 215L217 217L221 218L220 220H223L222 224H221V221L220 222L217 221L218 219L215 220L213 218V216L211 215L212 216L211 218H213L215 220V222H213V223H216V221H217V223L219 222L218 225L212 224V220L210 219V216H209L212 213L210 207H208L209 204L208 205L206 203L201 204V201L199 199V198H201V196H199V195L203 194V189H204V191L207 190V188L209 187V184H210V187H213V186H211L213 184V183H211ZM231 180L233 181V183L231 182ZM204 181L209 182V183L205 182L207 184L206 186H208V187L205 186V183H203ZM102 182L105 186H103ZM183 182H186V183L183 184ZM96 183H97V181H96ZM193 183H195L196 185L200 184L202 186H205V188L204 187L201 188V186L199 188V186H195V184L193 185ZM228 183H229V187H228ZM101 184H102V187H99V186H101ZM123 184H125L123 186V188L127 187V185L129 186L128 188H131V190H129L128 188L126 189L129 191H132V187L130 184H132V185L134 184L133 186H135L138 189V191L140 188H142L143 190H146V191H144V192H146V194L144 193V197H143V192L141 193L142 195H140L138 191H135L136 190L135 188L133 190V193L137 192V195L135 194L134 197L137 198V200H138L137 205H139V206H137V207L141 208L142 211L149 212L151 210V212H153L152 210H154V212H155V210H156L155 213L153 212V214H150L149 218L151 220L150 219L148 220L147 218L144 217L146 220H148L147 224H146V221L144 222L141 219L140 220L141 223L144 222L145 224L140 223V225H137L138 224L137 221H139L140 218L137 215H136L137 217H135V218H133L132 216H129L130 215L129 213H131L130 209L132 208V206H133L132 211L136 208V206H134V203H136L135 198H134L135 200L133 198H130V203L132 200H134V203L133 202L131 204L128 203V204H130L128 206L130 209L128 208L126 213L124 210H122V207L124 209L126 207V206H124L125 205L124 203L123 204L119 203V201L122 200L121 199L122 194L120 192L124 191V189H122V187H121V189H119V187ZM159 184H161V189L163 188L162 190L157 189V188H160ZM179 184H181V185L179 186ZM141 185H142V187H141ZM155 185H157V187H155ZM169 187L173 192H175L176 197H175V195H172L171 190H170L171 191V195H170ZM179 187H180V189H179ZM195 187L199 188V189L195 191ZM210 187L208 188L209 192H211ZM251 188L252 189L255 188L254 190H256L257 192L254 191L253 195L249 194L250 196H248L247 192L249 189L251 190ZM182 189H184V191ZM117 190L119 191V193L117 192ZM188 190H190V191H188ZM191 190H193V191H191ZM200 190H201L202 194L199 192ZM220 190L221 191L225 190L221 194L222 195L224 194L226 196V198L224 195H223L224 197H222V195L219 194V192H221ZM97 191L100 193V195L98 194V196H97V193H98ZM125 191L123 192L124 194L127 193V192L125 193ZM245 191H247V192L245 193ZM95 192H97V193H95ZM216 192H218V193H216ZM116 193L121 195V196L120 197L118 195L115 196ZM133 193L130 192V194H133ZM194 193L197 194L198 200H197V198L194 197V200L196 199L195 203L193 201H191V202H193V203H191L190 199L193 200V196H196V194H194ZM228 193H229V195H228ZM249 193H251V192H249ZM127 194H126L127 197L124 195L126 198L123 197L125 200H128V198L130 196L132 197V195H127ZM159 194H162V196H160ZM207 195H208V192L205 194V196H207ZM219 195H220V197H219ZM238 195H240V196H238ZM243 195H245V197H247L248 199L250 198V200H253V202H248L247 205L245 204V206L251 205L250 206L251 208H249V207L248 208L250 211H252V213H250V211H246V210H248L247 208L244 209L245 210L244 213L247 214V216L243 215L238 210V208H239L238 206H240V205L242 207L244 206V203H245L244 199H246V198H242L243 199L242 200L241 197ZM138 196H140L142 198H140V197L138 198ZM164 196H167L168 199L167 198L165 199ZM205 196H202V198H201L202 202H205L204 201ZM251 196H253L252 199H251ZM155 197L156 198L159 197L160 199L157 198V200H160L161 202L160 201H158V202L164 206L162 208V206L160 204H158V203H157L158 205L156 204L157 208L161 207V209H160L161 214L160 215H158L159 212L157 213V208L150 203L151 198L153 200V198H155ZM162 197H164V198H162ZM172 197H174V199ZM217 197H215V198H217ZM235 197H237V199H239V200H235ZM203 198H204V200H203ZM223 198H224V200H223ZM116 200H118V201L116 202ZM162 200H164V201L162 202ZM184 200H186L187 202L186 201L184 202ZM232 200H233V203H231ZM196 201H197V203L200 202L198 204H201V207L204 205L202 208L200 207L201 209L198 207L199 210L201 211V212H199V214H200L199 215L200 217H198L199 220L197 218V213L195 212L196 210L198 212V209H197L198 205H197ZM241 201H244V203ZM155 202H157V201H155ZM236 202H239V204L236 207H234L235 206L234 204ZM246 203H247V201H246ZM193 204L197 205V206H194ZM190 205H193V207H195V209L194 208L192 209V206H190ZM206 205H207V207H206ZM232 205H234V206H232ZM241 206H240V208H241ZM118 207H120V208H118ZM153 207L155 209H153ZM230 207H231V210L229 209ZM203 208H205V210H203V211H205L204 212L205 214H203V211H202ZM141 209H137L134 211H140ZM208 210H210V212ZM244 210L242 208L241 211L243 212ZM123 211H124V214H127V213L129 214L128 215L129 220H127L126 217H124V215H122ZM97 212H98V214H97ZM107 212L111 215V217L113 215V217H112L113 219L111 217H107L108 220L103 219L106 217V216H104L105 213L107 216L109 215ZM151 212H149V213H151ZM100 213L103 214V216H102L103 218L100 217L101 216ZM162 213H163V216L165 214L166 217L165 216L163 217ZM18 214H19V216H17ZM20 214L21 215L23 214V215L21 216ZM99 214H100V216H97ZM146 214H145V216L148 217L149 215L148 214L146 215ZM206 214H208V215H206ZM219 214H221V215H219ZM131 215H133V214H131ZM151 215L152 216L157 215L156 219H158V216H159L160 218H162L161 219L162 221L160 220V218H159V220L161 222H163V220H165L164 221L165 224L164 223L161 224V222L158 220L160 223V225H159V223L156 222L157 220L155 218L152 220ZM239 215H241V216L243 215L244 218L247 217L245 219L249 220L251 223V224L249 223V226L250 225L254 226V227L253 226L251 227L252 231H251L250 227L247 226V224L245 223L246 220H244L243 217H242V219L244 221L241 220L240 219L241 216L239 217ZM253 215H254V218L252 217ZM250 216L253 219L252 218L250 219ZM19 217H20V221H19ZM202 217L205 219H208L207 222ZM228 217H229V219H228ZM136 218H139V219H136ZM144 218H143V220H144ZM163 218H165V219H163ZM200 218H201V220H200ZM13 219L15 222H12L13 223V225H12L11 221ZM99 219H101L100 222H98ZM130 219L134 220V221L137 220V221H136V223L133 221L130 224L129 223ZM25 220H24V225L22 224L20 231L25 229V228H22L23 226L24 227L26 226ZM209 220H211V223L209 222ZM253 220H254V222H255V220L257 222L252 224ZM27 221H26V223H27ZM93 221H96L100 224L102 221V223H103L102 226L105 225V228L102 227L101 232H100V230L97 229V233H95L94 228L99 227L100 224L97 226L96 222L93 223ZM105 221L106 222L111 221L110 224L107 223V225H110L111 227H116L117 229H119L120 227H125V230H123V229L122 230H117V229L115 230L114 229L116 233H114V232L111 233V231H109L107 229L109 226L108 227L106 226V223H104ZM29 222L27 223L28 225H29ZM204 222H205V224H204ZM239 222L242 225H244V223H245L246 228L247 227L249 228V229L247 228L248 231L245 228V226L242 229V225H240ZM31 223H33V222H31ZM112 223L114 226L111 225ZM133 223H135V224H133ZM247 223H248V221H247ZM199 224L200 225L202 224V225L200 226ZM203 224L205 225L206 228L203 226ZM235 224H236V226H238V228H235L233 226ZM237 224H239V225H237ZM19 225H21V224L19 223ZM36 225H37V223H36ZM95 225H96V227H95ZM129 225L133 226L132 229L130 228ZM208 225H209V227H208ZM39 226H41V225L39 224ZM239 226H240V230H242V234H238L239 232H241L239 230ZM29 227H33V225L30 224ZM47 227H48V229L51 227L49 229L50 231L46 230ZM111 227H109V229H111ZM201 228L203 229V231ZM233 228H234V230H236V229L238 230V231L236 230L237 232L235 234L233 233L234 232ZM244 229H246V231H244ZM16 230H17V232H16ZM35 230H37V228H35ZM39 230L40 229H38L37 231H39ZM114 230L112 228V231H114ZM24 231L25 230H23L22 233ZM37 231H35V232H37ZM177 231L178 232L182 231L184 233L187 232L189 234V236L188 235L184 236L185 240H187V241L190 239V236L194 237V238L191 237L192 239H190L191 241L194 239V241H192L193 243H191V241H190L191 246H189V247L191 248L193 246L191 251H190V248H188V250H187L186 246L189 245V242H184V240H183L184 238L182 235H181L182 236L181 240H183V241H181V242H184V243H181L180 241H179L180 244L178 243L177 239L180 238V236L178 237L177 234L175 235V233ZM64 232H62V233H64ZM98 232H100V233H98ZM244 232H246V233L244 234ZM247 232L252 233V234L254 233L253 234L254 236L253 235L252 236L254 237V239H257V240L253 241V239L251 240V238L247 239V238H249V236L247 235ZM58 233L57 234L55 233L56 237H57ZM221 233L223 234L222 236L220 235ZM232 233L234 234V238L238 235L236 238V241L237 240L239 241V242L237 241L238 245H236V243L234 242L235 240H234V238H232L233 235L231 236ZM40 234H43V232H41ZM243 234L246 235L247 238ZM18 235H19V237H17ZM173 235H175V236H173ZM42 236H41V238H38V239L43 238L42 241L44 240L46 242V240L44 239V236L43 237ZM48 236L49 235H47V237ZM220 236L223 237L222 241H220ZM224 236H226V238L231 237L230 240L233 239L234 243L229 240V242H232L233 244H235V245H233L234 247L231 250V252L237 251L236 253L234 252L235 256L232 255L234 258H232V256H231L230 260H229L230 254H228L229 251L227 252V250H230V247H232V244L227 241L228 239L223 240V239H225ZM240 236H242V238L239 240L238 237H240ZM2 237H5L6 239L8 237V241L10 240L9 243L7 242V240L3 239ZM47 237H45V238H47ZM92 237H94V238L92 239ZM95 237H97V238L100 237L98 239L99 241L95 240L96 239ZM174 237L176 239L175 240L173 239L174 241L171 242L172 241L171 239ZM17 238H18V241H17ZM19 238H20V240H19ZM13 240L15 241L18 248L16 247ZM47 240H49V239L47 238ZM55 240H57V239H55ZM23 241H25V243H23ZM42 241L39 240V243L41 242L42 244H45ZM175 241H177L178 245L176 244L177 247L174 249V245H175L174 243H176ZM223 241H225L224 243L228 242L229 245L227 243L223 244ZM259 241H262L261 243L263 245H261V243H259ZM10 242H12L13 244ZM26 242H27V244H26ZM253 242H255L257 245H255V243H253ZM185 243L187 244L186 246H185ZM219 243H222L223 245H228V246H226L227 249L225 246H223L222 244L220 245ZM9 244H11L12 248L10 246H8ZM197 244H198V246H197ZM230 244H231V246H230ZM45 245H47V244H45ZM45 245H44V247H45ZM75 245L78 248L80 247L81 252L83 250V252H82L83 254L81 252H79V249L77 247L75 248ZM7 246H8V248L6 249ZM20 246H22V247L20 248ZM200 246L202 249L204 248L206 250L207 255L203 254V257H202L201 256L202 253L199 255L198 253H200V252H198L197 254L204 259L202 260V262H200L201 260H198L200 258L197 255L198 256L197 261H193V259L195 258L194 256H196L195 253L197 252V249H200V248H198ZM247 246H249V245H247ZM24 247H25V250L23 251ZM52 247H53V245H52ZM52 247H51V249H52ZM116 247H118V248L115 249ZM242 247H243V244L240 247V249ZM15 248L18 251H16ZM48 248L49 247H47L46 249H48ZM69 248H71V249L74 248L75 250H77L76 253H75L74 249L72 251H69ZM195 248H197L196 252L195 253L193 252L191 254L190 252L195 251V250H193ZM252 248H250V249L252 250ZM8 249H11V250H8ZM32 249H33V251H32ZM46 249H45V251H47ZM51 249L49 248L50 252L52 250L54 251V248L52 250ZM111 249L112 250L114 249V252H112ZM19 250H20V253H22V254H20V253L16 254L19 252ZM117 250L120 253L119 254L120 256L118 255ZM262 250L260 251L262 256H259L260 255L259 254L258 258L264 257V253H262ZM9 251H15L14 253L17 256L14 253L9 252ZM49 251H47V252H49ZM224 251L226 252V254H224L225 253ZM23 252H26V253L24 254ZM31 252H33V253H31ZM71 252H73L75 254H73ZM78 252H79V254H78ZM187 252H189L191 256L193 255L192 258L190 257V255ZM246 252H248V251H246ZM10 253L15 258V260H14V258H11L12 256H9V255H11ZM36 253L37 252H35L34 254H36ZM38 253L36 255H38ZM57 253H59V254H57ZM159 253H161L163 256L160 255L161 257L157 258L159 256ZM178 253L180 255H183L182 256V258H183L182 262L178 261L180 258L177 260V258L179 257ZM185 253H187V254H185ZM204 253H205V251H204ZM54 254H55V256H54ZM76 254L78 256L80 255V257L77 256V258H76ZM69 255H72V256H69ZM185 255H188V256H185ZM238 255H240V254H238ZM245 255H249V253L248 254L245 253ZM52 256H54L53 258H55V257L56 258L53 259ZM63 256H65V257H63ZM205 256H206V258H205ZM73 257L76 260L73 259ZM111 257L113 260L111 259ZM247 257L248 256H246V258H245L246 261L243 260L244 256L242 254V259H240V258H237V259H240V262L242 260V262H244V264H245V262L246 263L248 262L247 264H249V263L251 264L253 262V264H254L255 257H253L254 260L253 259L251 260L250 255H249L248 258L252 262H250V260L247 261ZM39 258L33 259L32 262L34 261V263L30 262V264L31 263L32 264H38ZM48 258L51 259V261H52L51 263L48 261L49 260ZM62 258H64V260ZM9 259H11V263H9L10 262ZM72 259L74 261H72ZM28 260H30V258ZM53 260H54V262H53ZM149 260L151 262H149ZM171 260H173V261H171ZM207 260H209V261H207ZM36 261H38V263H35ZM238 261L239 260H237L235 263L241 264ZM255 261H257V260H255ZM262 261H264V259ZM42 262H44V261H42ZM163 262L164 261H162V263ZM179 262H181V263H179ZM162 263H160V264H162ZM194 263H192V264H194ZM256 263H259V260ZM26 264H27V262H26ZM232 264H234V263H232ZM259 264H264V262L263 263L261 262Z\"/></svg>",
    "mask_w": 264,
    "mask_h": 264
},
{
    "label": "bare ground",
    "instance_id": "2",
    "mask_svg": "<svg viewBox=\"0 0 264 264\" xmlns=\"http://www.w3.org/2000/svg\"><path fill=\"white\" fill-rule=\"evenodd\" d=\"M35 1H36V0H0V5H1V6L3 5V8L5 9V12H6L5 15H7V14L9 15L10 12H7V11H12L11 15H12V14L15 15L14 18H16V19H13V18L11 19V16H10V19L13 20V21H14V20H15V21H18V19L21 20V19L24 17V15L26 14V15H29V17L26 16L27 21H29V22L32 21V22H34L35 24H39V25L42 24L41 26L38 25L40 28L37 26L36 28H38V29H36V31H34L33 28L35 27V26H34L35 24L33 23L32 25H33L34 27H30V28H32L31 30L29 29V30L32 32V34L30 35V33H29L28 35H29V37H30V40H31V37H33L32 40H31V44H32V45L34 44V45H33L34 47H36V46H38V45L41 46L40 41L42 42V46H41L42 50H41L40 47H38V48H39V50L43 51V50H44V47H43V46H44V45H43V41H44V43H45V40H46V39L43 40V41H42V39H43V37L45 36L44 33H46V32H47V29H49V26H51V25H52V26H53V25L56 26V25L58 24V22H59V23H60L59 26L57 25L58 27H57V28L55 27L56 29H58V32H57V33H59L61 27L63 26V25L61 26V23H62V22H64V23L66 22V23H67V21H68V23H70L69 21H71V20H70V18H69L67 21H64V20L62 19V17H64V16L61 14L62 16H61L60 18H61L62 20H61L60 18H58V19H59V21H58V19H56V18H57L58 16H60V13H58L59 15H57V17H55V16H54L55 14H53L52 10H49V7H50V6L55 5V4H51V1H49L50 3L47 1L48 4L50 5V6L48 7V9H47L48 12H47V10H46V7H44V4H42V2L46 3V1H44V0H42V1H38V0H37L36 2H35ZM54 1H55V0H54ZM59 1H60V0H59ZM64 1L67 2L66 0H63V2H64ZM68 1H69V3H70V1H72V0H68ZM74 1H76L77 3L82 4V0H80V1L78 0L79 2H78L77 0H74ZM74 1H73L72 4H74V3L76 4V2H74ZM60 2H62V0H61ZM63 2H62V3H63ZM249 2H250V1H249ZM259 2H260V3L262 2V6L264 5L263 0H259V1H258V0H253V1L251 0V3H250L251 6H249V9H250V11L248 10V11L250 12L249 19H251V20H249V21H250V22H249V25H250V27H251V25H252V28H253V26H255V25H254V22H251V21L254 19V17L252 16V14H253L254 12H251V11H252V10L254 11L255 9H253V8H256V7H258V6L261 5V4L258 5ZM39 3L42 4L43 6H40ZM63 4L65 5V3H63ZM70 4H71V3H70ZM61 5H62V4H61ZM64 5H62V7H64ZM252 5H253V6H252ZM45 6H48V5H45ZM57 6H58V5H57ZM57 6L55 5L54 7H57ZM66 6H67V5H66ZM79 6L81 7L82 5H79ZM40 7H41V8H40ZM54 7H53V8H54ZM58 7H60V5H59ZM69 7H70V6H69ZM252 7H253V8H252ZM53 8H52V9H53ZM251 8H252V10H251ZM19 9H21V10H19ZM24 9H26L27 11H26V10L24 11ZM39 9L42 10V12H41L42 14H43V11H44V12L46 11L47 16H50V17H51V18H50L51 20H50V19H49V20L52 21V22H49L48 18H47V20H46V19H45L46 17H45V18L42 17V18L45 19L47 22H49V23H53V24H46L47 22L45 23V21L42 20V21H44V23H45V24H44V23L41 21V19H40L41 17H39V15H40V11H39V15H38V12H36V11L39 10ZM43 9H45V10H43ZM55 9H56V8H55ZM55 9H54V10H55ZM61 9H62V8H60V11L63 12ZM258 9H259V7H258L257 10H256V12H257L256 16L259 15V13H258V12H259ZM260 9H261L260 15H262V14L264 13V11H263L264 8H262V7L260 6ZM262 9H263V10H262ZM6 10H7V11H6ZM28 10H29V12H28ZM13 11H14V12L16 11V12L13 13ZM17 11H18V12H17ZM22 11H23V12H22ZM58 11H59V9H58ZM58 11H57V12H58ZM25 12H26V13H25ZM27 12H28V14H27ZM50 12H51V14H49ZM262 12H263V13H262ZM22 13H23V14L25 13L24 15H22L23 17H21V15H20V14H22ZM55 13H56V12H55ZM261 13H262V14H261ZM13 15H12V16H13ZM36 15H37V16H36ZM253 15H254V14H253ZM0 16L3 17L2 15H0ZM83 16H84V15H83ZM251 16H252V17H251ZM1 17H0V19H1V20H0V23H1V25H3V24L5 25V22H2L3 19H2ZM38 17H39V19H40L41 22L39 21ZM250 17H251V18H250ZM187 18H188V17H187ZM187 18H186V19H187ZM190 18H191V17L188 18V21H189V20H190V21H193V19L191 20ZM252 18H253V19H252ZM259 18H260V17H259ZM259 18L257 17V19H259ZM4 19H5V18H4ZM10 19H9L8 21H10ZM24 19H25V18H24ZM24 19H22V20H24ZM26 19H25V21H26ZM55 19H56V22H55ZM64 19H65V17H64ZM6 20H7V19H6ZM20 20H19V21H20ZM3 21H4V20H3ZM25 21H24V22L22 21L21 23H20V22H16L15 25H14V24H11V22H12V21H11V22H10L11 25H10V24H9V26L5 25V26H6V29H3V27L5 28V26H3V27L0 26V31L3 29V30H5L6 33H7V31L10 30V29H9L10 26H15V27H12V29H14V31H15V28H17V29H16V30H17L16 32H18V33L21 34V35H22V34L24 35V34H25L24 30L27 31V33H28L29 30L27 29V27L29 28V25H31V24H29V25L23 24V23H26ZM60 21H62V22H60ZM188 21H187V22H188ZM254 21H256V18L254 19ZM32 22H31V23H32ZM177 22H178V21H177ZM182 22H183V21H182ZM185 22H186V21H185ZM187 22L185 23V24H187V26H185V24H184L185 27H183V25H181L180 23H178V24H179L178 28H181V26L183 27L182 30L180 29L181 31H179V29L176 28V29L178 30V33H179V32H183V31H184V28H186V27H187V28H191V27L193 26V27H192L193 29L197 28V26L195 25L196 23L194 24L193 22H191V23H193L194 25L191 24V26H190L189 22H188V23H187ZM12 23H13V22H12ZM64 23H62V24H64ZM90 23H91V22H90ZM250 23H252V24H250ZM32 25H31V26H32ZM46 25H49V26H46ZM65 25H66V24H65ZM85 25H86V24H85ZM87 25H89V24H87ZM91 25H92V24H91ZM91 25H90V26H91ZM245 25H246V24H245ZM45 26H46L47 28H45ZM130 26L132 27V29L135 28L134 30H136V27H135V26H132L131 23H130ZM195 26H196V27H195ZM127 27H128V26H127ZM131 27H130L129 29H131ZM161 27H164V26H161ZM192 28L190 29V33H189V34H188L189 31H186V32L183 33V34H184V37L187 36V37H186L187 39H185V38L182 39V37H183L182 34H177V35H175V33H177V32L174 31V32H175V33H174V36H176V37H175V38L173 37V38H174L175 40H177V41H174L175 44L183 43L184 40H185V43H183V45H182V44H181V45L179 44L180 46H178V45H174V43H173L172 41L170 42L172 45H171L169 42L166 43L167 40H168V39L166 40V37H167L168 35L165 33L166 31L163 33V36L167 35V36L165 37V44H164V47H166V44H167V45H168V44L171 45V47H173V46L175 47L174 49H170V48H169L170 46H169V47H168V48H169L168 51L173 50L172 52H173V55H174V53H175L174 57L176 58L177 63L172 61V60H174V59H173V58H174L173 55H171V54H168V55H167V54H163V53L161 54V52H159V54H161V55H165V56L167 55V56L169 57V59L171 58L170 61H172V62L169 61V62H170V63H169V62L167 61L168 58L166 57L167 60L164 58L165 63L168 62V64L166 63V65H165V64H163V62H162V60H161L162 64H160V67L162 68V70L165 69V67L163 68V66H166L167 69H169L168 66H170L171 63H173V64L176 63V65H177L176 68H177V69H176V68H175V69H176L177 71L179 70V76L177 75L176 77H177V78L180 77V79L183 80V81H182V84L180 83V82H181L180 79H179L178 82H179L180 86L183 85V89H184V90H186V89L184 88V87H186V84L190 83L191 80H193V81L190 83V84H191V88L193 87L192 83H194V87L197 86V82L195 81V82H196V84H195L194 79H191V80H190V79H187V78H190V77L188 76L189 73L187 74L188 77L186 76V73L189 71V69H190V70H191V68L194 69L195 66L198 68V67H199L198 65L201 63V61H202V59H203V55H204V53H203V55H201V54H202V51H201V53L198 52V51H200L199 49L196 50V49H197V46L200 44L199 41H201V39H202V43H203V39H204V38L201 37V39H200V37L197 36V34H199V33H198V29H197V30L195 29V33H194V31H193ZM244 28H245V26L243 25V26H242L243 31H244ZM12 29H11V31L8 33L9 35H11V34L13 33V30H12ZM26 29H27V30H26ZM34 29H35V28H34ZM62 29H63V27H62ZM127 29H128V28H127ZM127 29H125L123 32L125 33V31H127ZM132 29H131V30H132ZM160 29H161V28H160ZM3 30H2V32H0V35L2 34V36H0V41H1V39H2V42H3V36L6 34L5 31H3ZM37 30H38V32H37ZM50 30H51V29H50ZM95 30H97V29H95ZM99 30H101V29H99ZM99 30L94 31L95 34H96V33L98 34V32H99V34L101 33L100 35H102V31L100 32ZM172 30H175V28L172 29ZM188 30H189V29H188ZM255 30H256V29H255ZM39 31H40V32H39ZM61 31H62V30H61ZM162 31H163V30H162ZM250 31H251V30H250ZM250 31H249V32H250ZM252 31H253V30H252ZM3 32H4V33H3ZM11 32H12V33H11ZM16 32H15L14 34H12V35H16ZM94 32H92V33H94ZM134 32H135V31H134ZM160 32H161V31H160ZM167 32H168V30H167ZM192 32L194 33L193 37L190 35V34H193ZM196 32H197V34H196ZM48 33H49V32H48ZM55 33H56V32H55ZM136 33H137V32L134 33L135 36H134V34L131 35V37L133 36L132 39H135L134 37H136ZM253 33H258V34H259V32H254V31H253ZM97 34H96V35H97ZM127 34H130V30H129V32L127 31V33H125V36H124V34H122V35H123L124 37H127V36H126ZM6 35H7V34H6ZM103 35H104V34H103ZM103 35H102V36L97 35V37H98V36L100 37V38H98V41H99V39H102V42L105 41V42H104L105 45L108 44V45H106V46H108V48L105 47V46L102 48V46L104 45V43L101 44V45L99 46V48L101 47V52H103L102 54H104V51H102V50H104V48H107L108 51H109L110 49L113 50V48L115 47V46H113V44H111L112 47H110L111 45H109V43H111L112 40L110 41L109 38H108L109 40H106L107 38L104 40ZM106 35H107V34H106ZM158 35H159V34H158ZM189 35H190L191 37H190ZM199 35H201V34H199ZM256 35H257V34H256ZM256 35H254V34H252V33L250 32V34H248L247 37H248V36H251V37H250L251 39H249V37H248V38L243 37V38H246V39L251 40V43H252V42H254V38H253V37L256 36ZM17 36H18V34H17ZM56 36H57V34H56ZM160 36H162V35H160ZM177 36H178V37H177ZM196 36H197V37H196ZM259 36H261V34H259ZM259 36H258V37L256 36L255 39L259 38ZM19 37H22V36H19ZM46 37H47V33H46V36H45L44 38H46ZM54 37H55V36H54ZM58 37H60V36H57V38H58ZM109 37H110V36H109ZM124 37H123V38H124ZM188 37H189V41H188ZM127 38H128V37H127ZM129 38H130V36H129ZM160 38H161V37H160ZM162 38H163V37H162ZM169 38H170V37H169ZM176 38H177V39H176ZM262 38H263V37H262ZM33 39H34V41H33ZM53 39H55V38H53ZM124 39H125V38H124ZM191 39H193V40H192V42L190 43V40H191ZM195 39H196V40H195ZM78 40H80V38H79V39H78V38L75 39V44H73V49L75 48V50L72 49V51H80V48H81V47H82V50L85 48L86 45H85V46H84V45H83V46L81 45V44L83 43L82 40L80 41L81 43H80V42H77ZM122 40H123V39H122ZM122 40H121V41H122ZM128 40H129V39H128ZM130 40H131V39H130ZM169 40H170V39H169ZM169 40H168V41H169ZM171 40H172V39H171ZM179 40H181V41H179ZM197 40H198V41H197ZM109 41H110V42H109ZM123 41H124V40H123ZM133 41H134V40H133ZM162 41H164V40L161 39V42H162ZM186 41H187V42H186ZM196 41H197V42H196ZM258 41H259V40L257 39V43H258ZM263 41H264V40H263ZM125 42H127V41H125ZM125 42H124V43H125ZM128 42H129L128 44H130L131 41H128ZM136 42H138V41H137V38H136ZM176 42H177V43H176ZM195 42H196V43H195ZM77 43H80V44H77ZM99 43H100V42H99ZM99 43H97V44H99ZM112 43H113V42H112ZM121 43H123V42H121ZM124 43H123V45H124ZM132 43H133V42H131V44H132ZM189 43H190V44H189ZM0 44H2V43L0 42ZM134 44L136 45V43H133V45H134ZM137 44H138V43H137ZM161 44H163V42L160 43L159 45H161ZM185 44H187L188 47L190 46V49H193L194 47L196 48V49L193 50V51H194V55H192V56H195L197 59L194 58V57L190 58V57H191V56L189 55L190 53H189V51L186 50V48H185V46H184ZM193 44H195V46H194ZM196 44H198V45H196ZM253 44H254V43H253ZM260 44H261V43H260ZM2 45H3V44H2ZM2 45H0V50H1V51H2V49H3V48H2ZM74 45H75V47H74ZM121 45H122V44H121ZM123 45H122V46H123ZM125 45H126V47L128 48L127 44H125ZM159 45H158L157 51H158L159 49H162V47H163L162 45H161V46H159ZM254 45H255V44H254ZM261 45H262V44H261ZM33 46H32V47H33ZM77 46H78V49H79V50L77 49ZM80 46H81V47H80ZM122 46H121V47H122ZM136 46H139V45H136ZM136 46H134V47L130 46L131 51L129 52V54H127V52H126V53H125L126 55H123V56L120 54V53H122V51H120V49H119V51H118L116 47H115L116 49L114 48V50H115V51H118V52H114V50H113V51L110 50V52H113L112 55H110V52H108L109 55L111 56V57H110V58H111L110 60L113 61V64H114V67H113L114 69L112 68V71H113L114 73H115V68H116V70H118V69L124 67L123 69H124L125 72H126V73H125L124 71H122V72H124L123 74H125L124 76H126V77L129 76V77H130V74H133V73L135 74V71H136L137 74H138V71H137L138 69H137V67H138L139 65H141V66L144 65V64L141 63V62H140V63H141V64H140L139 61H141V60H142L143 58H145V57L141 58V60H139L138 62H136V58H137V59L140 58V56L142 55L141 52L143 51V48H142V51L140 52L141 55L139 54V52L135 53V51H134V53H135V54H134V53L132 52V48H134V49L136 50ZM145 46H146V44H145ZM177 46H178V47H177ZM182 46H183V47H182ZM187 46H186V47H187ZM193 46H194V47H193ZM256 46H259V45L256 44ZM256 46H255V47H256ZM263 46H264V43H263ZM34 47L32 48V50L35 49ZM83 47H84V48H83ZM164 47H163V48H164ZM200 47H201V45H200ZM261 47H262V46H261ZM38 48H36V49L38 50ZM88 48H89V47H87V49H88ZM118 48H119V47H118ZM123 48L126 49L125 46L122 47V49H123ZM140 48H141V47H140ZM180 48H182V49L184 48V50L188 52V53L186 52L188 55L182 54L181 52H182L183 50H182V49L180 50ZM262 48H263V47H262ZM137 49H138V47H137ZM144 49H145V48H144ZM176 49H177V51H178V49H179L180 52H179V51H178V52H174V50L176 51ZM260 49H261V48H260ZM263 49H264V48H263ZM263 49H261V51H263ZM84 50H85V51H88V52H91L90 49L86 50V48H85ZM105 50H106V49H105ZM128 50H129V48H128ZM139 50H140V49H139ZM146 50H147V49H146ZM154 50H156V47L154 48ZM163 50H165V49H163ZM3 51H4V52H1V53H0L1 55H2V53H5V49H3ZM97 51H98V49H97ZM106 51H107V50H106ZM106 51H105V52H106ZM126 51H127V50H126ZM144 51H145V50H144ZM149 51L151 52V49H150ZM152 51H153V50H152ZM159 51H160V50H159ZM165 51L167 52V48H166ZM165 51H162V52H165ZM185 51H184V52H185ZM193 51H190V52H193ZM195 51H196V52H195ZM259 51H260V50H259ZM81 52H82V51H80V52H78V53L80 54ZM88 52H82V53H85L86 56L89 54V57L91 58V55L94 54V53H88ZM101 52H100V53H101ZM119 52H120V53H119ZM123 52H125V50H124ZM166 52H165V53H166ZM184 52H183V53H184ZM263 52H264V51H263ZM71 53H72V52H71ZM75 53H76V52H73V54H75ZM82 53H81L80 55L76 53L75 56H74V57L77 58V60H78L79 62H80L81 60H79L78 58L82 55ZM96 53H97V52H96ZM100 53H99V55H100ZM147 53H149V52L147 51ZM147 53H146V51H145V54H146L145 56H149V55H150V54L147 55ZM153 53H154V52H153ZM167 53H169V52H167ZM196 53H199V54L202 56V57L200 56V58H202V59H199V58H198L199 55H198V54H197L198 56L195 55ZM257 53H258V52H257ZM69 54H70V53H69ZM85 54H83V55H85ZM90 54H91V55H90ZM105 54H106V53H105ZM137 54H138V55H137ZM155 54H156V52L154 53L153 58H156V59L158 60L159 57H156V56H161V55H158V54L155 55ZM192 54H193V53H192ZM259 54H260V53H259ZM259 54H258V55H259ZM78 55H79V56H78ZM106 55H107V54H106ZM106 55H105V56H106ZM134 55H137V57L134 58ZM139 55H140V56H139ZM169 55H170V56H169ZM183 55H185V57H184ZM77 56H78V57H77ZM86 56H83V59H82L83 61L80 62V63H87V65H89L88 63H90V58H89L88 56H87V57H86ZM93 56H94V55H92V57H93ZM102 56H103V57H102ZM102 56L100 55V57H102V58H100V57L96 58V56H94L93 58H95V59L97 60V62H94V60H93V61L91 60V61L94 62L95 64H94V63H90V66H91V64H92V67L98 65V67H97V66H96V67L99 69V67L102 66V64H100L99 61H101V59H102L103 61H101V62H104V60H105V62H106V64H103V65H105L104 67H106V68H104V70L106 69L107 72H108V71L111 72V70H110L111 68H109V67H111L112 62H111V61H107V60L109 59L108 56H107V58H106L104 55H102ZM138 56H139V57H138ZM187 56H188V58H190V59H186ZM204 56H205V55H204ZM261 56L263 57V60H262L261 62H263V61H264V55H263V54H262V55L260 54V55H259V58H260ZM8 57H9V56H8ZM74 57H73V58H74ZM172 57H173V58H172ZM262 57H261V58H262ZM2 58H3V57H2ZM4 58H5V59H4ZM4 58H3L4 60H1V56H0V61H2V63H3V61H4V63H5V61L7 62V60H6L7 57H5V55H4ZM76 58H75V60H76ZM84 58H85V59H84ZM86 58H87L88 60H86ZM99 58H100V59H99ZM103 58H104V59H103ZM162 58H163V57H162ZM206 58H207V57H206ZM145 59H147V57H146ZM145 59H144V60H145ZM156 59H155V60H156ZM193 59H195V60H193ZM198 59H199V60H198ZM8 60H9V59H8ZM30 60H31V59H30ZM84 60H85V61H84ZM96 60H95V61H96ZM98 60H99V61H98ZM115 60H117L118 63H120V64L118 65L117 62H115ZM133 60H135V62H136L138 65H137V64H134ZM155 60H154V63L157 62V61H155ZM164 60H163V61H164ZM196 60H197V61H196ZM213 60H214V62H213ZM213 60H211L212 64H211V62H210V65H208L209 67H206V66L204 67V63H203V62L205 61V58H204V60H203V62H202L203 65H201L202 63L200 64V67H201V66H202V67H201V68H200V67L198 68V71H199V69L202 71V72L200 71L201 73H199V72L197 71V68L195 67L196 71H197V72L199 73V75H200V78L205 74L204 72H205L206 68H208L207 70L213 68V69H212L213 72H214V71H217V69H220L221 67L224 68L223 70H225L226 67H224V65H222V66L220 67V65H219V64H220V61H219V64H218V61H217V60H220V59H218V58L215 57ZM9 61H11V60H9ZM28 61H29V60H28ZM28 61H26V65H27V64H32V63H33V62L31 63L30 61H29V62H28ZM33 61L36 62V60H33ZM146 61H147V60H146ZM152 61H153V60H152ZM207 61H208V60H207ZM216 61H217V62H216ZM38 62H39V61H38ZM38 62H36L35 64H39ZM70 62H71V60H70ZM75 62H76V61H75ZM105 62H104V63H105ZM109 62H111L110 65H109ZM142 62H143V60H142ZM185 62H186V63H185ZM194 62H196L197 65H195ZM197 62H199V63H197ZM23 63H25V62H22V65H23ZM96 63H99V64H96ZM144 63H145V61H144ZM158 63H160V60H159V62H157V64H158ZM184 63L187 64V65H185ZM189 63H192V65L194 64L195 66L193 65L194 67H193V66H192V67H189V66H191V65H189ZM213 63H216V64L214 65ZM7 64H8V63H7ZM17 64L19 65V63H17ZM35 64L33 63V65H35ZM40 64H41V62H40ZM40 64H39V66H40ZM121 64H122V66H123V65H124V66L122 67ZM155 64H156V63H155ZM155 64H154V65H155ZM207 64H208V63H207ZM255 64H256V66H255ZM258 64H259L258 61H257V63H256V62L254 63V65H253L254 67L252 66V68H253L252 70H253V71H254V68H255V67H256L255 71H256V70H257V71H260L261 66L259 67ZM262 64L264 65V62H263ZM0 65H1V64H0ZM18 65L16 66V70H18L17 67L20 68V67L22 66L21 64H20L19 66H18ZM24 65H25V64H24ZM100 65H101V66H100ZM108 65H109V67L107 68ZM116 65L119 66L120 68H117ZM135 65H136V68H135ZM145 65L147 66V64H145ZM158 65H159V64H158ZM167 65H168V66H167ZM174 65H175V64H174ZM174 65H172V66H174ZM176 65H175V66H176ZM183 65H184L186 68L182 69V68L184 67ZM188 65H189V66H188ZM218 65H219V67H215V66H218ZM1 66H2V65H1ZM4 66L7 67L6 65H4ZM4 66H2V67H4ZM112 66H113V65H112ZM146 66H144V67H146ZM22 67H24V66H22ZM22 67H21V68H22ZM27 67H29V65H27ZM55 67H56V64H55ZM187 67H188V71H185V72H184L185 69L187 70ZM214 67L216 68V70H214V69H215ZM257 67H259V68L257 69ZM94 68H95V67H94ZM138 68H139V67H138ZM141 68H142V67H141ZM155 68H156V67H155ZM170 68H171L170 70H172V71H171V73H170V72H169V73L171 74V76H172L173 74H174L173 76H175V72H176V74H177V71L174 70L172 67H170ZM203 68H204V70H203ZM222 68H221V69H222ZM233 68L235 69V66H232V69H233ZM238 68H239V67H238ZM238 68H236L235 70L233 69L232 71H231V70L229 71V69H231L230 67L227 68V70H225V71H228V75H226L227 72H224L223 70H221V71L224 73V74H221V73H222L221 71H220V73H219V74L222 76V78H218V75H219V74H218L217 72H214V73H213L211 70H210V71H207V70H206V76L204 75V76H205V77H204L205 79L203 78V80L206 82L204 85H205L206 87L208 86V87H209V90H210L211 88L213 89V88H217V87H219V86L221 87V86L223 85V83L226 82V83L224 84L225 91H226V89L230 90L231 86L233 87V88H231V90H232V89H235L236 86L234 87L233 85H236V84L233 83V85H229V83L232 84L231 81H234V80H236V81L238 82V81H239V78H241V75H242V77L246 75V73H242V71H241L240 69H239V70H240V71H239ZM22 69H23V68H22ZM25 69H26V68H25ZM102 69H103V66H102V68H101V71H102ZM145 69H146V68H145ZM145 69H143V70H145ZM151 69H152V68H151ZM181 69H182V70H181ZM193 69L191 70L192 72H190V71H189V72H190L191 74H193V75H195V74L197 75V73H195V71H194L195 69H194V70H193ZM20 70H21V69H20ZM20 70H18V71H19L18 74H20ZM93 70H94V69H93ZM104 70H103V72H104ZM121 70H122V69H120V73H121ZM143 70H140V71H143ZM170 70H169V71H170ZM261 70H262V68H261ZM18 71H14L13 74H12L13 76L11 75V76H12V77H11V78H12L11 82L8 80L10 83H12V85H13V83L15 84L14 81H15L16 78H17L16 80L18 81V77H17L18 75L15 76V74H17ZM21 71H22V70H21ZM106 71H105V72H106ZM147 71H148V70L146 69V73H147ZM159 71H161V69H159ZM180 71L184 72V73H181L182 77H181V75H180ZM218 71H219V70H218ZM250 71H251V70H250ZM263 71H264V69H263ZM263 71H262V72H263ZM110 72H109V73H110ZM116 72H117V71H116ZM144 72H145V71H144ZM149 72H152V71H149ZM157 72H158V71H155V74H156ZM207 72L210 73L211 75H210V74L207 75ZM248 72H249V71H248ZM139 73H140V72H139ZM141 73H142V72H141ZM152 73L154 74V70H153ZM158 73L161 75L160 72H158ZM172 73H173V74H172ZM250 73H252V72H250ZM259 73H261V71H260ZM259 73H258V78L260 77V76H259ZM22 74H23V73H22ZM123 74H122V75H123ZM126 74H127L128 76H127ZM144 74H145V73H144ZM147 74H149V73H147ZM150 74H151V73H150ZM163 74H165V71L163 72ZM183 74H184V75H183ZM213 74H214L215 76H214ZM243 74H244V75H243ZM263 74H264V73H263ZM107 75H108V74H107ZM107 75H106V76H107ZM112 75H113V73L111 74V76H112ZM115 75H116V73H115ZM135 75H136V74H135ZM135 75L132 77V80H135V82H136V81H137V78H136L137 76H138V79H139V80L141 79L140 76H139V74H138L137 76H135ZM141 75H142V74H141ZM201 75H202V76H201ZM223 75H226V76L223 77ZM248 75H249V74H248ZM260 75H261V74H260ZM113 76H114V75H113ZM119 76H120V74H119ZM145 76H148V75H145ZM152 76H153V75H152ZM152 76H151V79H154V77L152 78ZM162 76H163V75H162ZM183 76H186V77L183 78ZM221 76H220V77H221ZM121 77H122V76H121ZM121 77H120V78H121ZM129 77H128V78H129ZM141 77H143V75H142ZM176 77H175V78H176ZM195 77H196V76H194V77L192 76L191 78H195ZM206 77H207V78H206ZM261 77H262V76H261ZM261 77H260V79L264 80V79H263V78H264V75H263V78H261ZM21 78H22V76H21ZM27 78H28V77H26L25 79H27ZM111 78H113V77H111ZM114 78H115V77H114ZM120 78H119V79H120ZM134 78H135V79H134ZM175 78H173V80H172L173 83H174L175 81H177V79L175 80ZM196 78H197V77H196ZM245 78H247V77H245ZM23 79H24V78H23ZM105 79H106V78H105ZM119 79H117V77H116L117 82H118ZM123 79H124V77H123ZM170 79H171V77L169 78V80H170ZM185 79H186V81H185ZM201 79H202V78H201ZM206 79H207V81H206ZM242 79H243V81H244V78H242ZM30 80H31V79H30ZM101 80H102V78H101ZM113 80H115V79H113ZM124 80H125V79H124ZM128 80H129V79H128ZM132 80H131V81H132ZM139 80H138V81H139ZM174 80H175V81H174ZM189 80H190V81H189ZM110 81H112V80H110ZM138 81H137V82H138ZM167 81H168V80H167ZM188 81H189V82H188ZM204 81H201V80H200L199 83H198L199 87L201 86V87L203 88L202 90L199 89L198 87H196V88H197V92H196V94H197V93H200V94H198V96H199V95L201 96V95L203 94L202 91H203L204 89H206V88H204L205 86H203V84H202V82L204 83ZM236 81H234V82H236ZM19 82H21L20 79H19ZM34 82H35V81H33V83H34ZM37 82H38V81H37ZM101 82H102V81H101ZM104 82H105V81H104ZM119 82H121V80H119ZM126 82H127V81H126ZM146 82H147V81H146ZM26 83H27V81L23 84L24 87L26 86ZM112 83H113V81H112ZM132 83H133V82H132ZM139 83H141V82H139ZM239 83H240V82H238V84H239ZM241 83H242V82H241ZM241 83H240V84H241ZM19 84H20V83H19ZM109 84H110V82H109ZM123 84H124V82H123ZM123 84H122V85H123ZM129 84H130V81H129ZM141 84H142V83H141ZM176 84H177V82H176ZM176 84H175V85H176ZM221 84H222V85H221ZM238 84H237V85H238ZM10 85H11V84H10ZM12 85H11V87H13ZM39 85H40V83H39ZM111 85H112V84H111ZM122 85H121V86H122ZM225 85H226V86L228 85V86H230V87H229V88H226ZM28 86H29V85H28ZM31 86H32V84L30 85V89H29V91L31 90ZM35 86H36V85H35ZM187 86H188V85H187ZM36 87H37V86H36ZM172 87H174V85H172ZM175 87H176V86H175ZM220 87H219V88H220ZM224 87H223V88H224ZM262 87H264V85H263ZM262 87H261V88H262ZM37 88H38V87H37ZM117 88H118V87H117ZM221 88H222V87H221ZM221 88H220V89H221ZM223 88H222V90H224ZM33 89H34V88H32V91H36L35 89H34V90H33ZM114 89H115V88H114ZM122 89H123V88H122ZM124 89H125V88H124ZM171 89H172V88H171ZM180 89L182 90V88H180ZM180 89L177 88V91H179ZM187 89L189 90V88H187ZM198 89H199V91L201 90V92H199ZM207 89H208V88H207ZM212 89H211V91H212ZM220 89H218L217 91L219 92ZM125 90H126V89H125ZM129 90H130V88H129ZM191 90H192V89H191ZM214 90H215V89H214ZM228 90H227V93H229V92L231 91V90H230V91L228 92ZM119 91H120V93H121V90H119ZM192 91H193V90H192ZM205 91H206V90H204V92H205ZM211 91H210V94H211ZM225 91H223V93H221L222 96H223V94H224ZM47 92H48V91H47ZM109 92H110V91H109ZM109 92H108V94H109ZM123 92H124V91H122V93H123ZM174 92H176V91H173V94H174ZM179 92H180V91H179ZM207 92H208V90H207ZM220 92H221V90H220ZM261 92H262V93H261ZM261 92H260V95L262 96L264 90L261 91ZM48 93H49V92H48ZM111 93H112V92H111ZM113 93H114V92H113ZM193 93H195V92H193ZM227 93L225 92L226 95H227ZM43 94H44V93H43ZM45 94H46V93H45ZM45 94H44V95H45ZM176 94H177V93H176ZM176 94H175V96H176ZM180 94H182V91H181ZM183 94H184V93H183ZM183 94H182V95H183ZM196 94H195V95H196ZM205 94H208V93H205ZM44 95H43V97H45ZM48 95H49V94H48ZM116 95H117V94H116ZM123 95H125V94H123ZM182 95H180V96L182 97ZM212 95H213V94H212ZM263 95H264V94H263ZM36 96H37V95H36ZM108 96H109V95H108ZM112 96L114 97V95H112ZM119 96H120V95H119ZM175 96H173V97H174V98L178 97V96H176V97H175ZM192 96H193V95H192ZM208 96L210 97L211 95H208ZM213 96H215V95H213ZM213 96H212V97H213ZM217 96H218V93H217ZM224 96H225V95H224ZM40 97H41V96H40ZM43 97H41V98H43ZM169 97H170V96H169ZM201 97H202V96H201ZM201 97H200V98H201ZM203 97H205V99H204V98H203V100L200 99L201 101H205V100H206V95H205V96L203 95ZM209 97H207V98H209ZM36 98H37V97H35V99H34V103H35L36 100H37ZM38 98H39V97H38ZM114 98H116V97H114ZM124 98H125V97H124ZM129 98H132V97L129 96ZM129 98H128V99H129ZM135 99H136V98H135ZM170 99H171V98H170ZM176 99H177V98H176ZM197 99H198V98H197ZM211 99H212V98H211ZM40 100H43V99H40ZM111 100H112V98H111ZM119 100H120V99H119ZM121 100H122V99H121ZM123 100H124V99H123ZM139 100H140V99H139ZM141 100H142V99H141ZM178 100H181L180 97L178 98ZM212 100H213V99H212ZM125 101H126V100H125ZM128 101H129V100H128ZM206 101H207V100H206ZM210 101H211V100H210ZM38 102H39V100H38ZM40 102H41L42 104H44V103L46 104V103H47L46 101H44V103H43L42 101H40ZM40 102H39L38 105H36V106L33 104L35 108L37 107L36 110H35L36 113H37V109L39 110V108H38L39 106H40V108H41L42 106L45 105V104H44V105H41ZM126 102H127V101H126ZM140 102H141V101H139V103H140ZM150 102H151V101H150ZM171 102L175 103V100H174V101H171ZM197 102H198V101H197ZM197 102H196V103H197ZM120 103H122V102H120ZM127 103H128V102H127ZM129 103H130V102H129ZM129 103H128V105H129ZM133 103H134V102H133ZM133 103H132V104H133ZM177 103H178V102H177ZM36 104H37V102H36ZM47 104L50 105L49 102H48ZM51 104H52V103H51ZM122 104H123V103H122ZM132 104L129 105L130 107L127 106V108H128V107H129V108H132V107H133ZM150 104H151V103H150ZM186 104H187V103H186ZM198 104H199V103H198ZM203 104H204V102H203ZM205 104H207V103H205ZM169 105H170V103H169ZM192 105H193V104H192ZM50 106H51V105H50ZM55 106H56V105H55ZM125 106H126V105H125ZM131 106H132V107H131ZM139 106H142V104L139 105ZM139 106H137V108H139ZM167 106H168V105H167ZM184 106H185V105H184ZM184 106H183V108H184ZM193 106H194V105H193ZM193 106L190 105V108H191V107L193 108ZM201 106H202V103H201V105L198 106V107L200 108ZM143 107H147V105H146V106H143ZM148 107L150 108L151 106L148 105ZM169 107H170V106H169ZM171 107H172V106H171ZM186 107H188V106H186ZM186 107H185V108H186ZM196 107H197V106H196ZM198 107H197V108H198ZM205 107L207 108V107H209V106H208V105H204L203 109H204ZM50 108H51V109H50L51 114L54 113V112H56V111H58V113H59V110L62 111L61 108H58V106H56V110H54V112H53V109H52V108H54V107H50ZM57 108H58L59 110H57ZM133 108H134V107H133ZM166 108H168V107H166ZM185 108H184V109H185ZM194 108H195V106H194ZM197 108H196V110H198ZM209 108H210V107H209ZM241 108H242V107H240V109H237L239 112H236V113L234 114V115H237V117L235 116V121H233V123L236 122L237 124H240V125L237 126V124L234 123V124H235L234 126H235L236 128H232L233 126L230 124L229 126H231V129H233V130L228 129V128H227L228 125H227L226 130H230V131H231V134H232V131H236L239 127H241V128H240L241 131H239L240 129L238 130L240 133L236 131L237 133L241 134V132H243V138H244V137H245V138H246V137H250V138L254 139V138H255V137H254V136H255L254 133L256 132L257 129L254 130L255 132L251 129V132H250L249 128H250V126H251V128H252L253 126L256 128L257 125H255V124H256V121H258V120L255 119L254 123H253L252 121H250L251 123H253V125L250 124V123H248V125H250V126L247 125V122H246V121H243V122H242V126H241V121H240V119H238V117L241 118V120H243V119H244V120L248 119V121H249L250 119L254 120V119H253L254 115H252L251 112H250V114H249V113H247L248 111L246 112L245 109L242 110ZM31 109H32V108H31ZM46 109H47V108H46ZM54 109H55V108H54ZM141 109H142V107H141ZM200 109H201V108H200ZM203 109H201V112H203V111H202ZM32 110H33V109H32ZM41 110H42V109H41ZM73 110H75V108H74ZM146 110H147V109H146ZM150 110L152 111V109H150ZM181 110H183V109H181ZM204 110H205V109H204ZM208 110H209V109H208ZM235 110H236V109H235ZM237 110H236V111H237ZM240 110H242V111H240ZM183 111H184V113H186L187 115H188V113L191 112V111L188 112L189 109H187V111H186V109L183 110ZM194 111H195V109H194ZM198 111H199V110H198ZM209 111H210V110H209ZM209 111H208V112H209ZM39 112H40V111H39ZM48 112H49V111H48ZM130 112H131V111H130ZM165 112H166V109H165ZM168 112H170V116H171V114H173L174 111H173V110H170V111H168ZM168 112H167V113H168ZM171 112H172V113H171ZM180 112H181V111H180ZM180 112H179V113H180ZM187 112H188V113H187ZM201 112H199V113L196 112V113L198 114V115H197L198 118H197V121H196L197 124L195 123L194 128L196 129V131L200 129V130L197 131V132H200V131L205 127V126H204V127L202 126V123L204 124V123L207 121V118H208V116L205 117L204 119H206V121H205V120H202V123H201V121H200L201 119H200V118H201V117H202V118L204 117V115H203ZM206 112H207V110H205V115H206ZM212 112H213V111H212ZM44 113H45V112H44ZM44 113H42V114H44ZM58 113H57V114L54 113V115L57 116ZM61 113H62L61 117H60V113H59V116H58V117L53 116V118H55V119L58 118V119H59V117H60L58 124L60 123V125L63 126V125L65 124V122L63 123V120L61 121V119H62L63 116L65 117L67 114H66V115H65V114L63 115V112H61ZM167 113H166V116H167ZM194 113H195V112H194ZM194 113H193V114H194ZM196 113H195V114H196ZM237 113H239V115L242 116L243 119H242V117L238 116ZM138 114H139V113H138ZM181 114H182V113H180V115H181ZM186 114H185V115H182V116H184V118H185ZM200 114H201V117H199ZM207 114H208V113H207ZM209 114H210V113H209ZM19 115H20V114H18V116H19ZM46 115H47V114H46ZM72 115H73V114H72ZM72 115H71V117H72ZM131 115H132V114H131ZM190 115L192 116V113H191ZM190 115H189V116H190ZM212 115H214V114H212ZM215 115H216V113H215ZM14 116H15V115H14ZM20 116H21V115H20ZM20 116H19V117H20ZM49 116L51 117L50 113H49ZM74 116H75V115H74ZM132 116H133V115H132ZM132 116H131V117H132ZM135 116H136V115H135ZM138 116H139V115H138ZM173 116H175L176 118H178V117L176 116V114H175V115L173 114ZM194 116H195V115H194ZM251 116H252V117H251ZM12 117H13V116H12ZM16 117H17V116H16ZM22 117H24V116H22ZM22 117L19 118L18 122L20 121V119H24V120H25V123H26V124L24 123V125H25V127H26V126L29 124V123H27V121H26V119H28V118H22ZM25 117H26V116H25ZM36 117H38V116H36ZM43 117H44V118H42V115H41V118L43 119V122H44V120H45V121L48 120V122H44L45 124L41 125L42 128H41L40 126H39V128H41V130H43V129L48 130L47 128H48L49 125H50V124H49V119L51 120L52 117L49 118V117H47V116H45V115H43ZM45 117H47V119H46ZM64 117H63V118H64ZM66 117H67V116H66ZM142 117H143V116H142ZM167 117H169V115H168ZM171 117H172V116H171ZM171 117H169L168 119H170ZM179 117H180V118H183V117H181V116H179ZM195 117H196V116H195ZM195 117H193V118H195ZM209 117H210V116H209ZM211 117H212V116H211ZM250 117H251V118H250ZM17 118H18V117H17ZM48 118H49V119H48ZM74 118H75V117H74ZM172 118H173V117H172ZM176 118H173V121H174V119H175V121L173 122V125L171 124V125L168 126L167 130L171 131V130H170V127H173L175 124H177V125H175V127H178V126H179V124H178L179 121H177ZM184 118H183V119H184ZM212 118L214 119L215 117H212ZM236 118L239 120V122H238V120L236 121ZM245 118H246V119H245ZM38 119H39V118H38ZM161 119H162V118H161ZM198 119H199V123H198ZM210 119H211V118H210ZM213 119H212V120H213ZM64 120H65V119H64ZM166 120H167V118H166ZM171 120H172V119H171ZM171 120H169V121H171ZM178 120H179V119H178ZM180 120H181V119H180ZM186 120H187V119L184 120V123H185ZM212 120H211V121H212ZM219 120H221V118H220ZM219 120H218V121H219ZM22 121H23V120H21V122H19V123L17 122V123H18L17 125H20V124L22 123ZM38 121H39L40 123L38 122L39 124L37 123V125L42 124V120H41V121L38 120ZM60 121H61L62 123H61ZM68 121H69V120H68ZM160 121H161V120H160ZM167 121H168V120H167ZM167 121H166V122H167ZM203 121H204V122H203ZM215 121H217V120H215ZM215 121H214V122H215ZM259 121H260V120H259ZM259 121H258V122H259ZM76 122H77V121H76ZM181 122H182V121H180L179 123H181ZM219 122H222V121H219ZM219 122H217V123H219ZM47 123H48V124H47ZM170 123H171V122H170ZM174 123H175V124H174ZM184 123H182L183 126H182L181 124H180V125H181L182 127H184V125H185ZM207 123H210L209 120L207 121ZM212 123H213V122H212ZM215 123H216V122H215ZM217 123H216V124H217ZM222 123H223V122H222ZM222 123H220L221 125H220V124H219V125L223 127V124H222ZM243 123H245V124H246V127H249V128H247V129L245 128V129H246V130H245V129L243 128ZM22 124H23V123H22ZM168 124H169V123H168ZM29 125H30V124H29ZM29 125H28V126H29ZM37 125H36V126H37ZM46 125H48V126H46ZM205 125H206V123H205ZM211 125H212V124H211ZM211 125H210V126H211ZM217 125H218V124H217ZM225 125H226V124H225ZM260 125H261V124H260ZM28 126H27V127H28ZM33 126H34V125H33ZM43 126H44V127H43ZM201 126H202V128H201ZM263 126H264V124H263ZM45 127H46V128H45ZM182 127H181V128H182ZM208 127H209V126L207 125V127H205L204 129H208ZM244 127H245V125H244ZM254 127H253V129H255ZM257 127H258V126H257ZM19 128H20V127H19ZM89 128H90V129H92V128L95 129L94 126H92V127L90 126ZM179 128H180V127H179ZM184 128H185V127H184ZM219 128H220V127H219ZM17 129H18V128H17ZM49 129H50V128H49ZM96 129H98V128L96 127ZM173 129H174V128H173ZM195 129H193V130H195ZM209 129H211V127H210ZM209 129H208V130H209ZM243 129H244V130H243ZM79 130L83 131V129L78 128L77 130L74 131V134L72 133V135H68L67 138H68L69 136H75V135H76L75 137H72V138H73V139H76L77 141H78V139H80V140H79V141H80L79 143H80L81 145L84 144V150H86V149H90V150H91V148H92V146H91V144H92V140H89V139H93V140H95L94 138H96V137L94 136V138H93V134H92L90 131H88V132H90L92 135L89 134V133H87V132H83V133H82V132L79 131ZM208 130L205 131L204 134H206V132L208 133ZM226 130H224L223 132H228V131H226ZM242 130H243V131H242ZM259 130H260V129H259ZM48 131H49V130H48ZM77 131H79V133H80V134L78 133L79 135H78V134H75V132L77 133ZM95 131H96V130H95ZM210 131H211V130H210ZM230 131H229L228 133H230ZM43 132H44V131H43ZM43 132L41 131V133H40L41 136H42V135L45 136V134H47V131L44 132V134H43ZM92 132H93V131H92ZM137 132H138V131H137ZM194 132H195V131H194ZM249 132H250V133H249ZM48 133H50V132H48ZM52 133H53V134H57L58 132L56 133V131H52ZM85 133H86V134H85ZM129 133H130V132H128V134H129ZM131 133H134V131L131 132ZM195 133H196V132H195ZM228 133H227V134H228ZM237 133H236V134H237ZM258 133H259V131L256 132V134H258ZM261 133H262V136H263V135H264V129H263V130L261 129ZM261 133H259V135H261ZM53 134H52V135H51V134H49V135L47 134V135H46V136H48V137L51 136V137L49 138L50 141H51V144H52V149H51L50 151L56 150L57 152H61L60 150L57 149V147L60 146V149H61V148L64 149L63 146H64L65 144H63V143H65V142L68 141V140H70L71 145H70V144L67 145V143H69V141H68V142H66V145H65V146H66V147L69 146V148L67 147L69 150H70L72 147H74V149H75V146L72 145V144H75V145H76V143H77L76 140H75L76 143H74V142H73L74 140H72V138H71V139H67V138H66V139L64 140L65 142H63V141H61L62 139H60V138H62V137H61V136H62V133L59 134V137H60V138L57 137L58 134H57L56 137H55ZM87 134H89V136L91 135L92 138H89V139H88V138H87V137H88ZM94 134H95V133H94ZM134 134L137 135L136 132H135ZM134 134H133V135H134ZM196 134H197V133H196ZM210 134H211V133H210ZM227 134H226V136H227ZM239 134H238V135H239ZM244 134H246V135H244ZM247 134H248L249 136H248ZM253 134H254V135H253ZM80 135H86V137H84V136H80ZM95 135H96V134H95ZM197 135H198V134H197ZM201 135H202V133H201ZM234 135H235V134H234ZM238 135H236V136H238ZM53 136H54V137H53ZM110 136H111V135H110ZM192 136H193V135H192ZM192 136L190 135V136H189V139H190V137H191V140H192L193 137H194L195 135H194L193 137H192ZM199 136H200V134H199L197 137L199 138ZM229 136H230V135H229ZM262 136H261V137H262ZM79 137H80V138H79ZM81 137H84L83 139H84V140L87 139V140H85V141H83V143H81V142H82V138H81ZM137 137H138V136H137ZM195 137H196V136H195ZM64 138H65V137H64ZM64 138H63V139H64ZM69 138H70V137H69ZM111 138H112V137H111ZM134 138H135V137H134ZM198 138H197V141H198ZM228 138H229V137H228ZM228 138H227V139H228ZM235 138H236V137H235ZM239 138H240V136H239ZM250 138H249V139H250ZM259 138H260V136H259ZM263 138H264V137H263ZM42 139H43V138H42ZM55 139H57V141L59 140V142L61 141V142H60V145H59L58 142L55 141ZM233 139H234V136H233L232 140H233ZM241 139H242V137H241ZM249 139H248V141H247V139H246L247 142L244 141L245 139H243V142H240L239 139H235V140H233V141H235V144H234V145H236V140H238L237 142H238L239 144L241 143L242 146L246 144L247 148L249 149V147H250V148L252 147L251 144H252V142H253V147H252V150H251V151H253L255 143H257V142H256L257 139L252 140V141L250 140L251 142L249 141ZM44 140H45V137H44L43 141H44ZM71 140H72V141H71ZM119 140H120V138H119ZM119 140L114 139V142H113V140H111V141L113 142V143H111V145L113 144V145H112V146H113L112 151H116V152H117V149H118V150H119V149H120V150L122 149V153H123L124 151H127V150L124 148V146H126V145H125L124 141H122V139H121L120 141H119ZM126 140L129 141L128 139H126ZM126 140H125V141H126ZM130 140H131V141H129V142L126 141V142L132 145V144H133V143H132V140H133V139H130ZM138 140L140 141V139H138ZM194 140H196V138H194ZM260 140H261V139H260ZM86 141H87V143H88V146H87ZM115 141H116L118 144H116ZM121 141H122L123 143H122ZM143 141H144V139H143ZM257 141H259V140H257ZM263 141H264V140H263ZM263 141H261V142H263ZM44 142H45V141H44ZM53 142H54V143H53ZM72 142H73V143H72ZM120 142H121V144H123V145H121ZM130 142H131V143H130ZM190 142H191V141L189 140V144H190V145L192 144L191 146H194V145H193V142L196 143L195 141H192L191 143H190ZM249 142H250V144H249ZM254 142H255V143H254ZM259 142H260V141H259ZM41 143H42V141H41ZM55 143H56V145L54 146ZM57 143H58V146H57ZM61 143L63 144V146L61 145ZM233 143H234V142H233ZM247 143H248V145H250L249 147H248ZM77 144H78V143H77ZM85 144H86L87 147H91V148H87V147L85 146ZM114 144L117 145V146H115ZM119 144H120V145H119ZM144 144H145V143H144ZM186 144H188V142L184 144V145H185L184 149H183V147H181V148L179 149V152H178V149L175 150V151L178 152V155H179L178 157L175 156V155H176L175 153H177V152L174 151V152H173L174 155H173L172 152H169L170 154L172 153L171 156H175V157H177V158L172 157V158L174 159L173 161H175V159L178 161V159H180V158L182 157V155H183L182 152H185V151H186V148H187V151L185 152L186 156H187V153H188V156H190L191 153H193V151H194L195 149H192V152H191V151H190L191 148H190V149H189L190 154H189V152H188V146H190V145H186ZM196 144H197V143H196ZM81 145H80V146H77V145H76V147H78V148H79V147H82L83 145H82V146H81ZM127 145H128V144H127ZM241 145H240V147H242ZM256 145H257V144H256ZM256 145H255V146H256ZM260 145H261V144H260ZM260 145H259V146H260ZM262 145H263V148H264V144H262ZM61 146H62V147H61ZM65 146H64V147H65ZM70 146H71V148H70ZM112 146H111V147H112ZM114 146H115V148H114ZM118 146H119V147H118ZM133 146H134V145H132V148L134 149ZM237 146H239V145L237 144ZM257 146H258V145H257ZM257 146H256V147H257ZM259 146H258V147H259ZM66 147H65V148H66ZM127 147H128V153H129V152L131 153V152H134V151H135V150L131 151V150L129 149V146H127ZM127 147H126V148H127ZM146 147H147V146H146ZM256 147H255V149H254L255 152H256ZM55 148H56V149H55ZM78 148L75 149L76 152H75V151H74V152L77 154V153L80 151V154H81V151H83V150H81V148H79V150H78ZM99 148H100V147L96 148V150H97V149L99 150ZM123 148H124V151H123ZM244 148H245V147H244ZM244 148L242 147L241 150L244 151V150H243ZM62 149H61V150H62ZM68 149H67V150L65 149V151H66V152L69 151ZM74 149H73V150H74ZM82 149H83V147H82ZM115 149H116V150H115ZM181 149H183L184 151H183V150L181 151ZM261 149H262V148H261ZM73 150H72V149L70 150V151H71V155H69L70 158H72V157H73L72 155L75 154L74 152H72ZM92 150H93V149H92ZM101 150H102V148H100V151H96L97 153H94V151H92V154H96V155H97L96 157H95V155H94L93 158L95 157V158L97 159L98 156H100V160H101V158H103V153H102ZM120 150H119V153H120ZM258 150H259V149H258ZM56 151H55V152L53 151V154H54V155H53V154H50L51 156L49 155L48 158L53 159V156L55 157ZM65 151L63 150V151L60 153L61 159H62V157H63V155H62L63 152H64V153H63L64 156H66ZM86 151H87V150H86ZM180 151H181V153H180ZM242 151H241V152H242ZM88 152H89V151H88ZM98 152H99L100 155H98ZM245 152H246V151H245ZM261 152H263V151L261 150ZM69 153H70V152H69ZM69 153H68V154H69ZM73 153H74V154H73ZM90 153H91V151H90ZM113 153H114V156H115V157H118V161L122 163V161H123V159H124V158H122V157H123V154H121V157H120V154H119V153H115V152H113ZM128 153H127V155H125V156H128V157H129V154H130V153H129V154H128ZM179 153H180V154H179ZM194 153H195V152H194ZM194 153H193V155L196 154V153H195V154H194ZM247 153H248V152H247ZM76 154H75V155H76ZM101 154H102V155H101ZM116 154H117V155H116ZM124 154H126V152H124ZM131 154H132V153H131ZM181 154H182V155H181ZM256 154H257V153H256ZM56 155H57V157H59V156H58V153H57ZM75 155H74V156H75ZM78 155H79V154H78ZM78 155H77V157H78ZM89 155H90V158H91L92 155H91V154H89ZM132 155H133V154H132ZM163 155H164V154H163ZM244 155H245V154H244ZM248 155H249V154H248ZM186 156L184 155V157H186ZM195 156H196V155H195ZM195 156H192V155H191V157H195ZM256 156H258V155H256ZM79 157H80V156H79ZM88 157H89V156H88ZM128 157H127V158H128ZM179 157H180V158H179ZM184 157H183V158H184ZM246 157H248L247 154H246ZM64 158H66V157H64ZM121 158H122V160H121ZM127 158H126V159H127ZM51 159H50V160H51ZM61 159H60V157H59V158H58V161L61 160ZM66 159H67V158H66ZM74 159H75V157H74L73 159H70V160H74ZM115 159L117 160V158H115ZM126 159H124V160H126ZM189 159H190V158H188V160H189ZM55 160H56V158H55ZM64 160H65V159H64ZM64 160L62 159L63 162H65ZM70 160H69V161H70ZM100 160H99V161H100ZM167 160H168V157H167ZM184 160H186V158H185ZM190 160H191V159H190ZM62 161H61V162H62ZM69 161H68V162H69ZM135 161H136V160H135ZM181 161H182V158H181ZM194 161H195V160H194ZM56 162H57V161H56ZM68 162L66 161L64 164H66V163H68ZM102 162H103V163H101V164H103V165H101L100 163H99V164H100L101 166L107 168V169H105L104 171L108 170L107 165H108L109 162H106V161H105V163H107V165L105 164V166H104V160H103V159H102ZM124 162H125V161H124ZM132 162H133V161H132ZM137 162H138V161H137ZM57 163H60V162H57ZM69 163H70V162H69ZM71 163H72V161H71ZM94 163H95V162H94ZM165 163H166V162H165ZM178 163H179V164H182V163H180V161H178L176 164H178ZM190 163H191V162H190ZM61 164H62V163H60V165H61ZM111 164H112V163H111ZM123 164H124V163H123ZM135 164H136V163H135ZM62 165H63V164H62ZM100 165H99V167H100ZM109 165H110V164H109ZM120 165H121V164H120ZM191 165H192V164H191ZM96 166H97V164H96ZM110 166H111V165H110ZM115 166H117V165H115ZM121 166H122V165H121ZM133 166H134V165H133ZM163 166L165 167V166H167V165L163 164L162 167L159 168L158 170H161V169L163 168ZM226 166H228V165L226 164ZM254 166L256 167V165H254ZM131 167H132V166H131ZM135 167H137V166H135ZM139 167H140V166H139ZM167 167H168V169H169V165H168ZM167 167H165V168H167ZM221 167H222V166H221ZM223 167H224V166H223ZM230 167H231V166H230ZM237 167H238V166H237ZM110 168H112V167H109V170H110ZM143 168H144V167H143ZM165 168H164V169H165ZM183 168H184V166H183ZM185 168H186V167H185ZM214 168H215V167H213L212 170H214ZM227 168H229V167H227ZM239 168H240V167H239ZM93 169H94V168H93ZM96 169H97V168H96ZM96 169H95V170H96ZM101 169H102V168L100 167L98 172H100ZM117 169H118V167H117ZM119 169H120V168H119ZM122 169H123V167H122ZM122 169H120V170H122ZM124 169H125V167H124ZM131 169H132V168H131ZM139 169H140V168H139ZM168 169H167V175H168V173H171V174H172L171 176L173 177V172H174V171L172 172V171H170V170H168ZM171 169H173V168H171ZM186 169H187V168H186ZM218 169H219V170H218ZM218 169H217V170L220 171V168H218ZM233 169H234V168H233ZM236 169H237V168H236ZM33 170H34V169H33ZM111 170H112V169H111ZM126 170H127V169H126ZM165 170H166V169H165ZM196 170H197V169H196ZM226 170H227V169H226ZM138 171H139V170H138ZM185 171H186V170H185ZM231 171H232V170H231ZM236 171H237V173H238V169H237ZM91 172H92V171H91ZM120 172H121V171H120ZM122 172L124 173L125 171H122ZM128 172H129V171H128ZM128 172H125V173L127 174ZM165 172H166V171H165ZM165 172H164V170H162V174L164 173L163 175L166 174ZM189 172H190V171H189ZM193 172H194V171H193ZM197 172H198V171H197ZM215 172H216V169H215ZM232 172H233V171H232ZM239 172H240V171H239ZM89 173H90V171H89ZM96 173H97V172H96ZM108 173H109V171H108ZM116 173H118V172H116ZM125 173H124V174H125ZM132 173H133V172H132ZM154 173H155V172H154ZM159 173H160V172L158 171V174H157V170H156V173H155V174H156L157 176H158V175H161V178H163V177H162L163 175H162V174H159ZM187 173H188V171H187ZM86 174H88V173H86ZM92 174H94V171H93ZM103 174H104V173H103ZM146 174H147V172H146ZM174 174H175V172H174ZM191 174H192V173H190V175H191ZM194 174H195V173H194ZM203 174H204V173H203ZM216 174H217V173H216ZM235 174H236V173H235ZM90 175H91V174H90ZM105 175H106V174H105ZM121 175H122V173H121ZM129 175H130V174H129ZM187 175H188V174H187ZM190 175L186 178V180H185V178H184V177H186V176L183 177V181L185 180V181L187 182V183H186V182H183V184L186 183L185 186H183V185H181V184H179V186L181 185V187L185 189L186 187H188V184H189V185H190V188H192V182H190L191 184L188 183V182L190 181V180H188V179H191V178L194 177L193 179L195 180V178L197 179V176H193V177H191L192 175H191V176H190ZM196 175H197V173H196ZM227 175H228V174H227ZM227 175H226V176H227ZM232 175H233V174H232ZM232 175L230 174L231 177H232ZM87 176H88V175H87ZM97 176H99L98 173L95 175V178H94L93 175H92V177H93L95 180H93L92 177H91V179H92L93 181H95V182H91V181H90V184H91V185H92L93 183L96 184V185H97V184L100 185V184H99V183H100V180H99V182H98V180H97L98 177H97ZM108 176H109V175H108ZM132 176H133V175H132ZM136 176H137V174H136ZM139 176H140V175H139ZM157 176H154V174H153V175H152L153 178L150 177V176H149V177L152 178V181L154 182V178H156ZM169 176H170V175H169ZM171 176H170V177H171ZM230 176H229V177H230ZM89 177H90V176H89ZM99 177H100V176H99ZM134 177H135V176H134ZM145 177H146V179L149 178V177H147V175H146V176L142 177V179H144ZM159 177H160V176H159ZM159 177L155 180L154 183H156V182H158V181L160 182V180H158V179H160ZM166 177H167V176H166ZM172 177H171V178H172ZM174 177H176V176L174 175ZM174 177L172 178L173 180L175 179ZM203 177H204V175L202 176V178L200 177L201 180H199L201 184H202V180H203V179L207 180L206 178H203ZM214 177H215V175H214ZM217 177H219V175H218ZM236 177H237V175H236ZM96 178H97V179H96ZM109 178H110V177H109ZM109 178H108V179H109ZM137 178H138V177H137ZM168 178H169V177H168ZM171 178H169V180H168V179H167V180L170 182V179H171ZM207 178H208V176H207ZM219 178H220V177H219ZM100 179H101V178H100ZM164 179H165V178H164ZM172 179H171V182H174ZM193 179H192V180H193ZM198 179H199V177H198ZM226 179H227V178H226ZM235 179H236V178H235ZM175 180H176V179H175ZM178 180H179V179H178ZM210 180H211V179H210ZM219 180H220V179H219ZM219 180H217V183H218ZM232 180H233V178H232ZM232 180H231V182L233 183ZM88 181H89V179H88ZM96 181H97V183H96ZM152 181H150V179H148V180H146V181H143V183H142V184H143V187H144L143 189H145V187H146V190H147V186H150V185H151V187H153V189H154V185L152 186V184H153ZM162 181H164V180H161V182H162ZM226 181H227V180H226ZM144 182L146 183V185H147V182H149V185L146 186ZM161 182H160V183H161ZM171 182L169 183V185L172 186L171 188L174 189L173 185H171ZM181 182H182V179L180 180L179 183H181ZM195 182H196V181H195ZM205 182H206V183H209L208 181H204L203 183H205ZM162 183H163V184L166 183V184H165L166 186H163V185H162L163 188L168 187V186H167L168 182L165 181V182H162ZM197 183H198V182H197ZM206 183H205V186L207 185ZM211 183H213V180H212ZM217 183H216L215 185H214V183H213V184L211 185V186H213V187H210V184H209V187L211 188V192L208 191V188H209L208 186H206V187H208L207 190L204 191V189H203V194H202L201 190L199 191V192L202 194V195H199V196H201V198H202V196H205V194L208 192V195L205 196V200H204V198H203V200H204L205 202H202L201 198H199V199H200V201H201V204H202V203H206L207 205L209 204L208 207H210L211 212H212L209 216H210V219L212 220V224H214V225H218V223H219L220 221H221V224H222V221H223V220H220V219H221V218H224V217L227 218L226 216H228V214H227L226 216H223L224 213L222 214L221 209L223 208V206H224V204H225L226 202H227V203H226L225 207H226V206H229V204H230V202L227 201V200H226V202H225V201H222V199H219L217 196H213L212 191H214V190H212V188H214V186H215V188H216V185H219V186H220V184L222 183V181H220V184H217ZM223 183H224V182H223ZM94 184H93V186H95ZM102 184H103V182H102ZM102 184H101V186H99V187H102ZM105 184H106V183H105ZM157 184H158V183H157ZM172 184H173V183H172ZM194 184H195V183H193V185H194ZM224 184H225V183H224ZM124 185H125V184L121 185V186L119 187V189H121V187H122V189H124V191H125V190L129 187V186L127 185V187L123 188ZM130 185H131V187H132V191H129V190H131V188H128L129 190H126V191H125V193H126V192H127V193L129 192L128 194L126 193L127 195H132V197L130 196V197L128 198V200H125V199H124V198L127 197L126 194L123 193L124 191L121 190L122 192H120V193L122 194V197H121L122 200L120 199L121 201H119V203H121V204L124 203V204H125V205H124V206H126L125 209L122 207V210H124L125 213H126V211L128 210V208H129L128 206H129L132 202L134 203V200H135V199H136V200H135L136 203H134V206H136L137 209H141V208H138V207H137V206H139V205H137V204H138V203H137L138 200H137V198L134 197L135 194L137 195V192H134V193H133L134 188L136 189L135 191H138V189H137L135 186H133L134 184H133V185L130 184ZM144 185H145V186H144ZM93 186H92V187H93ZM103 186H105V185L103 184ZM159 186H160V188H157V189H161V184H159ZM195 186H199V188H200V186H201V188H202V187L205 188V186H202V185H200V184H199V185H196V184H195ZM219 186H218V187H219ZM141 187H142V185H141ZM155 187H157V185H155ZM193 187H194V186H193ZM220 187H221V186H220ZM228 187H229V183H228ZM163 188H162V189H163ZM176 188H177V187H176ZM176 188H175L173 191L176 192ZM199 188H196V187H195V191L198 190ZM222 188H223V187H222ZM117 189H118V188H117ZM143 189L140 188L138 192H139L140 195H142L141 193L143 192V197H144V193L146 194V192H144V191H146V190H143ZM162 189H161V190H162ZM167 189H168V188H167ZM179 189H180V187H179ZM184 189H182V190L184 191ZM193 189H194V188H193ZM216 189H217V188H216ZM254 189H255V188H253V189L251 188L252 191L249 189L248 192L245 191V193L247 192L248 196H250L249 194H252V195H253L254 191H256V190H254ZM142 190H143V191H142ZM170 190H171V189H170V187H169V191H170ZM209 190H210V189H209ZM98 191H99V190H98ZM98 191H97V192H98ZM147 191H148V190H147ZM158 191H159V190H158ZM169 191H168V192H169ZM171 191H172V190H171ZM171 191L169 192L170 195H171ZM173 191H172V195H175V197H176V194H175V192H173ZM188 191H190V190H188ZM191 191H193V190H191ZM206 191H207V192H206ZM220 191H221V190H220ZM223 191H225V190H222L221 192H219V194H221ZM229 191H230V190H229ZM235 191H236V190H235ZM97 192H95V193H97ZM99 192H100V191H99ZM99 192L97 193V196H98V194L100 195ZM117 192L119 193L118 190H117ZM130 192L133 193V194H130ZM159 192H160V191H159ZM181 192H182V191H181ZM232 192H233V191H232ZM249 192H251V193H249ZM256 192H257V191H256ZM161 193H162V192H161ZM164 193H165V192H164ZM173 193H174V194H173ZM176 193H177V192H176ZM196 193H197V192H196ZM196 193H194V194H196ZM216 193H218V192H216ZM224 193H225V192H224ZM234 193H235V192H234ZM139 194H138V195H139ZM177 194L179 195V196L177 195V197H179V198H175V200L182 199V196L180 197V192H179V191H178ZM181 194H182V193H181ZM198 194H199V193H198ZM225 194H226V193H225ZM232 194H233V193H232ZM117 195H118L119 197L121 196V195H119V194L116 193L115 196H117ZM124 195H125L126 197H125ZM159 195L162 196V194H159ZM159 195H158V196H159ZM192 195H193V194H192ZM221 195H222V194H221ZM223 195H224V194H223ZM223 195H222V197L225 196V195H224V196H223ZM228 195H229V193H228ZM167 196H168V195H167ZM167 196H164L165 199L167 198ZM238 196H240V195H238ZM243 196H244V197H243ZM243 196L241 197V199H242V198H246V199H244L245 203H244V201H241V202L244 203V206H245V204L247 205L248 202H253V200H250V198L248 199L247 197H245V195H243ZM123 197H124V198H123ZM139 197H140V196H138V198H139ZM164 197H162V198H164ZM194 197L197 198V194H196V196H193V200L190 199V202L193 201V202L195 203V200H196V199L194 200ZM215 197H217L218 199L215 198ZM219 197H220V195H219ZM222 197H221V198H222ZM232 197H233V196H232ZM130 198H133V199L135 198V199H134V200L131 199L132 201H131V203H130ZM140 198H142V197H140ZM157 198L160 199L159 197H157ZM157 198L155 197V198H153V200H152V198H151V200H150V201H151L150 203H151L153 206H155V207H156V204H157V203L160 204V203L158 202V201H160V200H157ZM162 198H161V199H162ZM172 198L174 199V197H172ZM190 198H191V197H190ZM225 198H226V196H225ZM252 198H253V196H251V199H252ZM154 199H155V200H154ZM167 199H168V198H167ZM183 199H184V198H183ZM186 200H187V199H186ZM186 200H184V202H185ZM197 200H198V198H197ZM223 200H224V198H223ZM229 200H230V199H229ZM235 200H239V199H237V197H235ZM242 200H243V199H242ZM248 200H249V201H248ZM117 201H118V200H116V202H117ZM122 201H123V202H122ZM126 201H127V202H126ZM153 201H154V202L157 201V202L154 203ZM163 201H164V200H162V202H163ZM246 201H247V203H246ZM125 202H126V203H125ZM160 202H161V201H160ZM186 202H187V201H186ZM190 202H189V203H190ZM193 202H191V203H193ZM228 202H229V203H228ZM234 202H235V201H234ZM128 203H130V204H128ZM153 203H154V204H153ZM196 203H197V201H196ZM198 203H200V202H198ZM198 203H197L198 206L193 204L194 206H197V209H198V212H197V210L195 211V212L197 213V218L200 217V216H199V215H200L199 212H201V211L199 210V208L201 207V204H198ZM231 203H233V200L231 201ZM243 203H242V204H243ZM135 204H136V205H135ZM158 204H157V205H158ZM238 204H239V202H236V203L234 204L235 206H234V205H232V206L236 207ZM160 205H161V204H160ZM193 205H190V206H192V209H193V208L195 209V207H193ZM207 205H206V207H207ZM210 205H211V206H210ZM230 205H231V204H230ZM131 206H132V205H131ZM131 206H130V207H131ZM161 206H162V208L164 207L163 205H161ZM203 206H204V205H203ZM203 206H202V207H203ZM240 206H241V205H240ZM240 206H238L239 208L237 207L238 210H239L243 215H246V216H247V214L244 213V212H245L244 209L247 208L248 210H246V211H250L249 208H251V207H250L251 205H250V206H245V207H244V206H243V207L241 206V208H240ZM198 207H199V208H198ZM202 207H201V208H202ZM248 207H249V208H248ZM118 208H120V207H118ZM134 208H135V207H134ZM136 208H135L134 210H137ZM156 208H157V207H156ZM201 208H200V209H201ZM242 208H243V210H244L243 212L241 211ZM129 209H130V208H129ZM132 209H133V206H132V208L130 209V211H131V213H129L130 215H129L128 213H127V214H124V211H123L122 215H124V217H126L127 220H129V218H128L129 216H132L133 218H135V217L138 216L140 219H139V218H136V219H139V221H137V220L134 221V220H131V219H130V221H129L130 224H131V222H133V221H134L135 223H136V221H137V222H138L137 225H140V223H141L140 220H141V219H142V221H144V222L146 221V224H147V223H148V220L150 219V218H149V217H150V214H153V212H154V210H152L153 212H151V210H150L149 212H151V213H149V212H147V211H146V212H145V211H142V209H141L140 211H134V210L132 211ZM153 209H155V208L153 207ZM160 209H161V207H158V208H157V213L159 212L158 215L161 214ZM229 209L231 210V207H230ZM229 209H228V210H229ZM203 210H205V208H203L202 211H203ZM223 210H224V209H223ZM162 211H163V210H162ZM208 211L210 212V210H208ZM208 211H207V212H208ZM143 212H144V213H143ZM155 212H156V210H155ZM155 212H154V213H155ZM204 212H205V211H203V214H205ZM207 212H206V213H207ZM223 212H224V211H223ZM101 213H102V212H101ZM101 213H100V214H101ZM107 213H108V212H107ZM146 213L149 215L148 217L145 216ZM163 213H164V212H163ZM163 213H162V216H163ZM218 213H221V214H222V217H221V218L217 217V216H218V215H217ZM229 213H230V212H229ZM241 213H240V214H241ZM250 213H252V211H250ZM0 214H1V213H0ZM97 214H98V212H97ZM100 214L97 215V216H100ZM108 214H109V213H108ZM131 214H133V215H131ZM147 214H146V215H147ZM201 214H202V213H201ZM221 214H219V215H221ZM225 214H226V213H225ZM20 215H21V214H20ZM22 215H23V214H22ZM22 215H21V216H22ZM95 215H96V214H95ZM109 215H110V214H109ZM109 215L107 216L106 213H105V215H104V216H106L105 218L102 217L103 214H101L100 217H102L104 220H105V219L108 220L107 217H111V215H110V216H109ZM128 215H129V216H128ZM136 215H137V216H136ZM206 215H208V214H206ZM211 215L213 216V218H214L215 220L218 219L217 221H219V222L217 223V221H216V223H213V222H215V220H214L213 218H211V217H212ZM231 215H232V214H231ZM243 215H242V216L239 215V217L241 216V217H240L241 220H243V219H242ZM251 215H252V214H251ZM0 216H2V214H1ZM17 216H19V214H18ZM17 216H16V217H17ZM24 216H25V217H24ZM24 216H23V220H22V218H21V221H22V222L20 221V217H19V221H20L19 223H20L21 225H19L18 221L15 219L16 217H15L14 219H15V221H16L17 224L15 225V223H14V225H13L12 222H15L14 219L11 221V223H12V225H13L12 227H14V228H15V227L18 228L17 226H20V229H21V226H22V224L24 225V220L26 219V220H25V225H26V226H25V227H24V226L22 227V228H25V229H23V230H25V231L22 233L23 230L20 231V229H18V230H19V233H18L19 235H21V236H22V235H25V236H26V240H25V241H27V239H28V238H27V235H28V232L31 231L30 229H31V228L34 229V230L32 229V230L34 231V232L32 231V232H33V235L35 234V235H34V238L31 239V240H32L31 242H30V239H29V244H30V246H28V245L26 246V245L24 244V245L26 246V248H27V247H29V248L31 247V248H32L33 246H32L31 243H32V242L35 243L34 240H36V237L39 236L38 238H41V236L43 235V236H44V239L46 240V242H45L44 240L42 241L43 238H42V239H38V238H37L38 241L36 240V242H38V244L35 243L33 248H36V250L40 248L41 251L39 250V252H41V253L45 252L44 254H46V253H48V254H50V253L53 254V253H56V251L58 252V250H57V248H56L57 245H56V244H53V241H51V242H52L51 247H52V245H53L52 249L54 248V251H53V250L51 249V247L49 246L50 243L48 244L47 241L50 242V239L52 240V238L55 237V238H54V241H55V243H56L60 238H61V239L65 238L64 235H63V236H61V235H62V234H65L66 232H64L63 229H62L63 231H62L61 229H58V230L55 232V231H52L53 229L50 227V228H51V232H50L49 234L46 233L47 235H49V236L47 237V235H45V233H44L45 231L42 230V229L46 228V227H45L46 225H43L42 223H39V224L41 225V226H39L38 221H36V219H37L36 217H34V218H36L35 220H34V218L32 217L33 220H31V221L29 222V221H27V217H29L28 219H30V216H28V215H24ZM164 216H165V214H164ZM164 216H163V217H164ZM209 216H208V217H209ZM248 216H249V215H248ZM112 217H113V215H112ZM112 217H111V218H112ZM144 217L147 218L148 220H146ZM156 217H157V215H153V216L151 215L152 220H153L154 218L156 219ZM165 217H166V216H165ZM252 217L254 218V215H253ZM252 217L250 216V219H251ZM255 217H256V216H255ZM1 218H2V217H1ZM91 218H92V217H91ZM102 218H101V219H102ZM133 218H132V219H133ZM143 218H144V220H143ZM159 218H160V217L158 216V219H156V220H157V221H156L157 223H159V221L162 219V218H160V220H159ZM202 218H203V217H202ZM243 218H244V217H243ZM245 218H247V217H245ZM245 218H244V220H246L245 223L247 224V226H249L250 221L247 220V219H245ZM248 218H249V217H248ZM253 218H252V219H253ZM101 219H99L98 222H100ZM112 219H113V218H112ZM163 219H165V218H163ZM166 219H167V218H166ZM203 219H205V218H203ZM228 219H229V217H228ZM255 219H256V218H255ZM37 220H38V219H37ZM109 220H110V219H109ZM150 220H151V219H150ZM158 220H159V221H158ZM198 220H199V218H198ZM200 220H201V218H200ZM205 220H206V222H207L208 219H205ZM211 220H209L210 223H211ZM244 220H243V221H244ZM26 221H27V223L29 222V225L26 223ZM96 221H97V220H96ZM96 221H93V223L96 222ZM102 221H103V220H102ZM102 221H101V224L98 223V222H96L97 226L100 224L101 227L99 226V227H100V228H99V227H96V225H95V227H96V228H94L95 233H97V229L100 230V232H101V230H102L101 228H102V227L105 228V225L102 226V224H103ZM161 221H162V220H161ZM161 221H160V222H161ZM164 221H165V220H163V222H161V224H162V223L165 224ZM226 221H227V220H226ZM228 221H229V220H228ZM232 221H233V220H232ZM243 221H242V222H243ZM247 221H248V223H247ZM31 222H33V223H31ZM34 222H35V223H34ZM110 222H111V221H108V222L105 221L104 223H106V226H107V227H108V226L111 227L110 225H107V223L110 224ZM144 222H142L141 224H143ZM256 222H257L256 220H255V222H254V220H253L252 224H254V223H256ZM36 223H37V225H36ZM135 223H133V224H135ZM200 223H201V222H200ZM229 223H230V222H229ZM245 223H244V225H242V224H240V222H239V224L242 225V229L244 228V226H245V228H246V224H245ZM30 224H32L33 227H29ZM144 224H145V223H144ZM164 224H163V225H164ZM204 224H205V222H204ZM204 224H203V226L205 227ZM239 224H237V225H239ZM250 224H251V223H250ZM42 225H43V226H42ZM111 225L114 226L113 223H112ZM127 225H128V224H127ZM159 225H160V223H159ZM199 225H200V224H199ZM201 225H202V224H201ZM201 225H200V226H201ZM27 226H28V227H27ZM129 226H130V225H129ZM233 226H234L235 228H238V226H236V224L233 225ZM252 226H253V225H252ZM252 226H251V225L249 226L250 229H251ZM42 227H44V228H42ZM109 227H108L107 229H108L109 231H111V233H112V232L116 233V232H115V230L117 229L116 227H111V229H109ZM132 227H133V226H130L131 229H132ZM135 227H136V226H135ZM208 227H209V225H208ZM253 227H254V226H253ZM27 228H30V229L26 232V229H27ZM35 228H37V230H38V229H40V230L37 231V230H35ZM50 228H49V229H50ZM80 228H81V227H80ZM112 228H113V230H114V229H115V230L112 231ZM202 228H203V227H202ZM202 228H201V229H202ZM205 228H206V227H205ZM247 228H248V227H247ZM247 228H246V229H247ZM49 229H48V227H47L46 230L50 231ZM122 229L125 230V227H120V228L117 229V230H122ZM246 229H244V231H246ZM248 229H249V228H248ZM248 229H247V231H248ZM44 230H45V229H44ZM59 230H60V232L62 231V232H64V233H62V232L60 233V232H59V233L61 234V235H60V234L58 233ZM105 230H106V229H105ZM206 230H207V229H206ZM236 230H237V229H236ZM236 230H234V228H233V231H234L233 233H234V234L238 231V230H237V231H236ZM239 230H240V226H239ZM35 231H37L38 233L35 232ZM79 231H80V230H79ZM178 231H179V230H178ZM178 231L175 233V235L177 234L178 237L180 236V238L177 237V238H178V239H177V240H178V243L180 244V242L183 241V240H184V242H189V245H188V246H186L187 244L185 243V246L187 247V250H188V248H190L189 246H191V243H193L192 241H194V239H193L192 241L190 240V239H192L191 237H193V236H190V239L187 241V240H185V237H184V236H185V235H186V236H187V235L189 236V234H188L187 232H185V233H186V234H185L184 232L181 231V232L183 233V234H182L181 232H178ZM202 231H203V229H202ZM240 231H241V232H239L238 234H242V230H240ZM251 231H252V229H251ZM16 232H17V230H16ZM41 232H43V234H40ZM46 232H47V231H46ZM100 232H98V233H100ZM117 232H118V231H117ZM231 232H232V231H231ZM55 233H56V234L58 233L57 237H56ZM114 233H113V234H114ZM233 233L231 234V236L233 235L232 238H234V234H233ZM245 233H246V232H244V234H245ZM244 234H243V235H244ZM253 234H254V233H253ZM253 234L247 232V235L249 236V238H247L246 235H244V236H245L247 239H250V238H251V240L253 239V241H256L257 239H254V237H253L254 235H253ZM19 235H18L17 237H19ZM29 235H30V236H33V235H31V232L29 233ZM40 235H41V236H40ZM54 235H55V236H54ZM175 235H173V236H175ZM181 235H182L183 238H184L183 240H181V239H182V236H181ZM220 235L222 236L223 234L221 233ZM250 235H251V236L253 235V236H252L253 238H252ZM15 236H16V235H15ZM43 236H42V237H43ZM52 236H53V237H52ZM60 236H61V237H60ZM89 236H90V235H89ZM221 236H220V241H222V238H223V237H221ZM237 236H238V235H237ZM237 236L234 238V240H235L234 242L236 243V245H238L237 243L239 242L238 240H237L238 242L236 241ZM45 237H47L49 240H47V238H45ZM58 237H59V238H58ZM2 238L5 239V240H7V242L9 243L10 240L8 241V237H7V239H6L5 237H2ZM22 238H23V236L21 237V239H22ZM24 238H25V237H24ZM29 238H30V237H29ZM89 238H90V237H89ZM93 238H94V237H92V239H93ZM95 238H96L95 240L99 241L98 239H99L100 237H98V238L95 237ZM193 238H194V237H193ZM224 238H225V239H223V240L228 239L227 241L229 242V240H230L231 237H229V238L227 237V238H226V236H224ZM241 238H242V236L238 237L239 240H240ZM0 239H1V237H0ZM9 239H10V238H9ZM55 239H57V240H55ZM173 239L175 240L176 238H175V237L172 238V239H171V240H172L171 242L174 241ZM179 239H180V240H179ZM19 240H20V238H19ZM23 240H24V239H23ZM39 240H41L43 243H45V244H47V245L42 244L41 242L39 243ZM244 240H245V239H244ZM244 240L241 239L240 242H239V245H240V243H241L240 247H241L242 244H243V247H242L241 249H240L239 246H236L237 251H240V252H237V251H232V252H231V250H232L233 247H234L233 245H235V244H233V243H234V242H233V239L230 240V241H232L233 243H232V242H229V243L232 244V247H230V250H227V252L229 251L228 254H230V255H229V256H230L229 260L231 259V256H232V255L235 256V253L237 252V253H236V254H237V258L242 259V254H243V256H244L243 260L246 261V259H245L246 256L249 257V255H250V259H251V260L253 259V257H255V260H257V261L259 260V263H261V262L263 263L264 261H262V260L264 259V257H259L260 259L258 258V255H259V254H260L259 256H262V255H261V252H260V251L262 250V247L260 246L261 249L259 248V245H260V244H258V248L256 247V248L254 249V248H252V246H251V241H250V243L247 241L249 244H248V243L246 244V243H245L246 240H245V241H244ZM13 241H14V240H13ZM13 241H12V242H13ZM17 241H18V238H17ZM25 241H23V243H25ZM179 241H180V242H179ZM190 241H191V243H190ZM196 241H197V240H196ZM12 242H10V243H12ZM175 242H176V243H174L175 245L173 244V245H174V249H175V248L177 247V245H178V244H177V241H175ZM184 242H181V243H184ZM224 242H225V241H223V244H226V243H227V244L229 245L228 242H226V243H224ZM261 242H262V241H259V243H261ZM14 243H15V241H14ZM58 243H59V242H58ZM194 243H195V242H194ZM253 243H255V242H253ZM12 244H13V243H12ZM26 244H27V242H26ZM176 244H177V245H176ZM195 244H196V243H195ZM219 244L221 245L222 243H219ZM223 244H222V245H223ZM231 244H230V246H231ZM263 244H264V243H263ZM263 244L261 243V245H263ZM15 245H16V243H15ZM18 245H19V244H18ZM35 245H39V248H38V246L35 247ZM44 245H45V247H44ZM193 245H194V244H193ZM228 245H223V246L226 247V246H228ZM247 245H249V246H247ZM255 245H257V244L255 243ZM255 245H254V246H255ZM8 246L11 247V244H9ZM8 246L6 247V249L8 248ZM197 246H198V244H197ZM16 247H17V245H16ZM21 247H22V246H20V248H21ZM47 247H49L52 251L50 252V251H49V248L46 249ZM57 247H58V246H57ZM73 247H74V246H73ZM76 247H77V246L75 245V248H76ZM186 247H185V248H186ZM192 247H193V246H192ZM192 247L190 248V251L192 250ZM11 248H12V247H11ZM17 248H18V247H17ZM20 248H19V249H20ZM71 248H72V247H71ZM71 248H69V251H72V250L74 249V248H73V249H71ZM77 248H78V247H77ZM112 248H113V247H112ZM117 248H118V247H116L115 249H117ZM198 248H200V249L195 248V249H193V250H195V251H192V252H190V253H191V254H192L193 252L195 253V252H196V249H197V252L195 253L196 256H197L198 254L200 255L201 253H202V255H201L202 257H203V254H206V255H207V252H206V250H205L204 248L202 249L201 246L198 247ZM250 248H252V250H251ZM263 248H264V246H263ZM13 249H14V248H13ZM27 249H28V248H27ZM45 249H46L47 251H49V252L45 251ZM58 249H59V248H58ZM70 249H71V250H70ZM78 249H79V252H81L80 247H79ZM226 249H227V247H226ZM226 249H225V250H226ZM234 249H235V248H234ZM238 249H239V250H238ZM253 249H254V250H253ZM8 250H11V249H8ZM15 250H16V248H15ZM24 250H25V247L23 248V251H24ZM29 250H30V249H29ZM36 250L34 249V251L38 253V250H37V251H36ZM55 250H56V251H55ZM198 250H199V251H198ZM201 250H202V251H201ZM203 250L205 251V253H204ZM235 250H236V249H235ZM6 251H7V250H6ZM16 251H18V250H16ZM32 251H33V249H32ZM60 251H61V250H60ZM74 251H75V253H76L77 250L74 249ZM74 251H73V252H74ZM111 251L114 252V249H113V250L111 249ZM246 251H248V252H246ZM249 251H250V252H249ZM251 251H252V252H251ZM9 252L14 253L15 251H9ZM29 252H30V251H29ZM35 252H34V253H35ZM73 252H71V253H73ZM79 252H78V254H79ZM82 252H83V250H82ZM82 252H81V253H82ZM117 252H118V250H117ZM198 252H200V253H198ZM224 252H225V251H224ZM234 252H235V253H234ZM19 253H20V250H19V252L16 253V254H19ZM23 253L25 254L26 252H23ZM31 253H33V252H31ZM34 253H33V255H35L36 257H33V256L30 257L31 254H29L28 259L30 258V260H28V259L26 260V259H25L26 261H25L24 263H22V264H26V262H27V264H30V262H32L33 259H38L39 257H40V258H39V263H38V261H36L35 263H38V264H47V263H48V262L46 263V261H45V260H47V259L45 258V257H46L45 255H42V256H43V257H42L41 254L38 253V255H36L37 253H36V254H34ZM71 253H70V254H71ZM75 253H73V254H75ZM81 253H80V254H81ZM187 253L190 255L189 252H187ZM187 253H185V254H187ZM197 253H198V254H197ZM231 253H232V254H231ZM241 253H242V254H241ZM245 253H246V254L249 253V255H245ZM262 253H264V250H262ZM10 254H11V253H10ZM14 254H15V253H14ZM16 254H15V255H16ZM20 254H22V253H20ZM51 254H50V255H51ZM57 254H59V253H57ZM82 254H83V253H82ZM119 254H120V253L118 252V255H119ZM224 254H226V252H225ZM238 254H240V255H238ZM39 255H40V256H39ZM46 255H47V254H46ZM160 255H162V254L159 253V256H158L157 258L161 257ZM166 255H167V254H165V257H166ZM178 255H179V257L177 258V260L180 258L181 260L179 259L178 261H181V262H182V259H183L182 256H183V255H180L179 253H178ZM199 255H198V256H199ZM6 256H7V255H6ZM9 256H12V254L9 255ZM16 256H17V255H16ZM21 256H22V257H26V256H24V255H20V256L15 257V258H16V263H17V264H19L20 262H22V261H17L18 259L21 258ZM54 256H55V254H54ZM54 256H52V258H53ZM56 256H57V255H56ZM69 256H72V255H69ZM73 256H74V255H73ZM77 256H78V255L76 254V258H77ZM81 256H82V255H81ZM119 256H120V255H119ZM162 256H163V255H162ZM168 256H169V255H168ZM185 256H188V255H185ZM192 256H193V255H192ZM192 256L190 255L191 258H192ZM196 256H194L195 258L193 259V261H197L198 256H197V257H196ZM201 256H199L200 259H198V260H201L200 262H202V260L204 259V258H202ZM229 256H228V257H229ZM233 256H232V258H234ZM41 257H42V258H41ZM50 257H51V256H50ZM50 257H49V258H50ZM63 257H65V256H63ZM78 257H80V255H79ZM165 257H164V256L162 257L163 260H161L160 263H162V261H164L162 264L168 263L167 260L165 261ZM248 257H247V261L250 260ZM11 258H14V257L12 256ZM15 258H14V260H15ZM17 258H18V259H17ZM31 258H32V259H31ZM43 258H44V259H43ZM49 258H48V259H49ZM55 258H56V257H55ZM55 258H53V259H55ZM67 258H68V257H67ZM81 258H82V257H81ZM157 258H156V259H157ZM201 258H202V259H201ZM205 258H206V256H205ZM237 258H234V260H235L234 262H232L233 260H231L230 262H229L228 260H227V261H228L230 264H232V263L236 264L235 262H236L237 260H239L238 262H240V259H237ZM256 258H257V259H256ZM62 259L64 260V258H62ZM73 259H75V258L73 257ZM73 259H72V261H74ZM82 259H83V258H82ZM111 259H112V257H111ZM156 259H155V260H156ZM160 259H161V258L157 259V262H156V261H153V262L150 263V264H153V263H154V264H158V263H159L158 260H160ZM166 259H167V258H166ZM210 259H211V258H210ZM236 259H237V260H236ZM9 260H10L9 263H11V259H9ZM20 260H21V259H20ZM75 260H76V259H75ZM112 260H113V259H112ZM251 260H250V262H252ZM253 260H254V259H253ZM255 260H254V264L257 262V261H255ZM23 261H24V260H23ZM40 261H41V262L44 261V262L41 263ZM48 261H49L50 263L52 262L51 259H49ZM57 261H59V259H57ZM57 261H55V262H57ZM171 261H173V260H171ZM178 261H177V262H178ZM186 261H187V260H186ZM207 261H209V260H207ZM53 262H54V260H53ZM55 262H54L53 264H55ZM62 262H63V261H62ZM149 262H151V261L149 260ZM155 262H156V263H155ZM174 262H176V261H174ZM174 262H172L171 264H173ZM181 262H179V263H181ZM231 262H232V263H231ZM13 263L15 264V261H12V264H13ZM32 263H34V261H33ZM32 263H31V264H32ZM59 263H60V262H59ZM63 263H64V262H63ZM160 263H159V264H160ZM192 263H194V262H191V264H192ZM205 263H206V262H205V259H204V264H205ZM240 263H241V264H242V263L244 264V262H242V260H241ZM247 263H248V262H247ZM247 263L245 262V264H247ZM259 263H256V264H259ZM51 264H52V263H51ZM61 264H62V263H61ZM175 264H178V263H175ZM181 264H182V263H181ZM185 264H187V263H185ZM194 264H199V262H195ZM200 264H201V263H200ZM207 264H208V262H207ZM209 264H210V263H209ZM237 264H238V263H237ZM249 264H250V263H249ZM251 264H253V262H252Z\"/></svg>",
    "mask_w": 264,
    "mask_h": 264
}]
</instances>
